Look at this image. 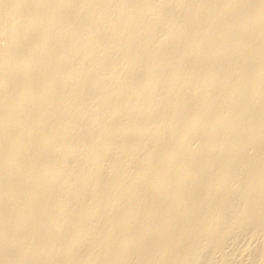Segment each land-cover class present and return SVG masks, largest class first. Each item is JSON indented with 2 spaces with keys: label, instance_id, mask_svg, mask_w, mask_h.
Wrapping results in <instances>:
<instances>
[{
  "label": "rangeland",
  "instance_id": "374dc122",
  "mask_svg": "<svg viewBox=\"0 0 264 264\" xmlns=\"http://www.w3.org/2000/svg\"><path fill=\"white\" fill-rule=\"evenodd\" d=\"M239 1H241V2H239ZM153 2H155V3H153ZM118 3H119V5H118ZM36 4H37V6H35ZM155 6H157V7H155ZM195 6H196V8H195ZM258 8H259V10H258ZM56 9H57V11H56ZM233 9H234V12H233ZM58 11L61 13H57ZM108 12H110V13H108ZM58 14L59 15L61 14V15L59 16ZM262 14H264V0H231V1L230 0H212V1L211 0H177V1L176 0H143V1L142 0H110V1L109 0H81V1L80 0H67V1L66 0H49V1L48 0H42V1L38 0V1H36L35 0V2H34V0H0V99H1L0 100V118H2V119H0V126H1L0 135H3V136H0V168H1L0 173L2 171V173L0 174V189H3V190H0V195H2V193H3V195L0 196V200H1L0 201L1 202V205H0V207H1L0 208V264H10V262L11 263L13 262L12 264H23V263H25V264H31V263L32 264H61L60 262H62V264H69V263L74 264V262H75V264L76 263L82 264L83 262L85 264L86 263L88 264V261H89V264H96V263H98V264H101V263L102 264H123V263H125V264H143V263L144 264H159V263L160 264H180L182 262H183V264L184 263L185 264H264V258H262V257H264V215H262V214H264V202H260V201H264V199H262V198H264V161H262V160H264V138H262V137H264V112H262V111H264V89H262V88H264V87L261 88V86H264V65H262V64H264V15H262ZM33 15H34V17H33ZM35 16H36V18H35ZM105 17L106 18L108 17V18L106 19ZM109 17H110V19H109ZM103 18L106 20H104ZM148 19H150V20H148ZM145 20H146V22H145ZM156 20H157V22H156ZM32 22L34 25L32 24ZM35 22H36V24H35ZM130 22H131V24H130ZM186 25H187V27H186ZM30 26H32V27H30ZM88 26H89V28H88ZM101 26H102V28H101ZM125 26H126V28H125ZM83 29H85V30H83ZM155 29H157V31ZM46 32H48V33L46 34ZM20 34H21V36H20ZM228 34L230 35V37ZM233 38H234V40H233ZM207 39H209V40H207ZM48 41H49V43H48ZM89 41L93 44H91ZM171 42H172V44H171ZM45 43H46V45H45ZM112 43H113V45H112ZM52 45H53V47H52ZM229 45H230V47H229ZM26 49L29 52L26 51ZM51 49L53 50V52ZM38 50H39V52H38ZM154 50H156V51H154ZM167 50H168V52H167ZM60 51H61V53H60ZM123 51H124V53H123ZM42 52L44 53V55ZM65 55H67V57ZM143 55H145V56H143ZM104 56H105V58H103ZM147 60H148V63H147ZM200 61H201V63H200ZM235 61H236V63H235ZM119 63H120V65H119ZM149 63L151 65H149ZM182 63H184V64H182ZM70 64H71V66H70ZM73 65H74V68L72 67ZM125 65H127V66H125ZM145 66H146V68H145ZM3 67H5V68H3ZM39 67H40V69H39ZM173 67H174V69H173ZM196 67H197V69H196ZM198 67H199V69H198ZM50 70H52V71H50ZM145 70H146V72H145ZM161 72H163V73H161ZM214 72H215V74H214ZM164 76H165V78H164ZM59 77H60V79H59ZM206 77H208V78H206ZM255 77H257V78H255ZM57 78H58V80H57ZM87 78L89 80H87ZM34 80H35V82H33ZM194 81H195V83H194ZM183 82H184V84H183ZM132 83H134V84H132ZM12 84H14V85H12ZM130 84H132V85H130ZM202 84H205V85H202ZM45 85H47L49 88H50V86H54V87H53V89H51L52 87L49 89ZM253 85H254V87H253ZM14 86L17 88H15ZM204 86H205V88H204ZM122 87H123V89H121ZM147 87H149V88H147ZM179 88H181V89H179ZM5 89H7V90H5ZM161 89H162V91H161ZM211 89H214V90H211ZM37 90H39V92ZM74 90H76V91H74ZM250 90H252V91H250ZM31 91H32V95H29V94H31ZM22 92H24V93H22ZM52 92H54L53 94H56V95H53ZM68 93H69V95H68ZM83 95H85V96H83ZM24 96H26L27 98L24 99ZM144 97H146V98H144ZM99 98H101V99H99ZM75 99L77 101H75ZM64 100H66V101H64ZM68 100H69V102H68ZM71 100H74L75 102L74 101L71 102ZM113 100H115V101H113ZM165 100H166V102H165ZM220 100H222V101H220ZM195 101H197V102H195ZM119 102H120V104H119ZM67 103H69V104H67ZM142 103H143V105H142ZM191 104H192V106H191ZM33 105H35V106H33ZM70 105H71V107H70ZM64 106H66V107L64 108ZM208 106H210V107H208ZM73 107H75V108H73ZM112 107L115 108L114 112L112 111L113 110ZM137 108H139V109H137ZM204 108H206L208 110H206ZM222 108H223V110H222ZM21 109H23V110H21ZM79 109H80V111H78ZM118 109H120V110L118 111ZM36 110L37 111L39 110V112H37ZM128 110H130V111H128ZM142 110H144V111H142ZM59 112H61V113H59ZM118 112H119V114H118ZM129 112H130V115H129ZM135 112H136V114H135ZM199 112H200V114H199ZM206 112H208V113H206ZM110 113H111V115H110ZM3 114H4V116H3ZM196 114H198V115H196ZM70 115L72 116V118ZM41 116H42V118H41ZM56 116L57 117L59 116V117L55 118ZM132 117L133 118L135 117L137 122ZM143 117H145V118H143ZM83 118L85 120H83ZM94 118H95V121H94ZM137 118L139 119V121ZM188 118H189V120H188ZM123 119H125L127 122ZM241 119H242V121H241ZM13 120H15L16 122H14ZM23 120H25V121H23ZM201 120L203 123H200ZM56 121H58V122H56ZM140 121H141V125L139 124ZM6 122H8V123H6ZM42 122H44L45 124L42 125ZM10 123H12V125L14 127L11 126ZM13 123H15V124H13ZM133 123H134V126H133ZM179 123L182 124V126ZM32 124H34V125H32ZM52 125H53V127H52ZM59 125H60V127H59ZM9 126H11V127H9ZM38 126H39V128H38ZM69 126L72 128L70 129ZM123 126H124V128H123ZM155 126H157V127H155ZM66 127H67V129H66L67 131L64 130ZM118 127H119V129H118ZM143 127L145 130H143ZM9 128H10V130H9ZM59 128H60V131H59ZM61 128H62L63 132H61ZM77 128H78V130H77ZM88 128H90V129H88ZM72 129H73V131H72ZM14 130H15V132H14ZM50 130L52 131L53 134L51 133ZM119 130L121 132H119ZM48 131H49L50 135H48ZM125 131H127V132L125 133ZM128 131H130V132H128ZM141 131H143V132H141ZM22 132L23 133L25 132L28 136L24 133L26 136L25 137ZM57 132H59V134H57ZM71 132L73 134H71ZM77 132H80V133H77ZM115 132H117V133H115ZM214 132H216V133H214ZM4 133H7V134H4ZM66 133H67V135H66ZM129 133H130V135H129ZM190 133H192V134H190ZM34 134H36V135H34ZM54 134H55V136H54ZM133 134H135V136ZM181 134H182V136H181ZM18 135H20V136H18ZM124 135H125V137H124ZM220 135H221V137H220ZM47 136L49 137L48 140L46 139ZM57 136H58V138L60 137L59 138L60 140L57 138ZM66 136H67V138H66ZM202 136H203V138H202ZM21 137H22V139H21ZM54 137L56 139H54ZM64 137L66 138V140ZM32 138H35V139H32ZM135 138H136V140H135ZM142 138L143 139L145 138L144 141ZM39 139H41L40 140L41 145L46 146L47 148L46 147L44 148L40 145V141H38ZM42 139H44V140H42ZM100 139H101V141H100ZM17 140L19 142H17ZM57 140H59V143L60 142H63V143H61V145H60V144H58ZM253 140H254V142H253ZM46 141H47V143H46ZM50 141H54V142H50ZM141 141L144 143L141 144L142 143ZM15 142H17V144ZM23 142H24V144L26 143L24 146L22 145ZM36 143H37V145H36ZM48 144L50 147L47 146ZM65 144H66V146H65ZM78 144L80 145V147ZM6 145H8V146H6ZM57 145H60V147L61 146L62 147L61 148L59 147V150H58ZM67 145L69 146V149H67L68 148ZM114 145L115 146L117 145V146L115 147ZM25 146H27V147H25ZM37 146H39V147H37ZM52 146H54L56 148L54 149V147H52ZM94 146H95L96 150L94 149ZM103 146H104V148H103ZM109 146H111L112 148ZM124 146L126 147V150H125ZM210 146H211V148H210ZM130 147H131V149L133 148L134 151L132 150V152H131ZM184 147H185V149H184ZM212 147H213V149H212ZM1 148H3V149H1ZM24 148H26L25 149L26 151L24 150ZM71 148H73V149L75 148V150H73ZM91 148L94 150V152ZM120 148H122L121 151H120ZM169 148H170V150H169ZM36 149L38 150V153H37ZM157 149H159V150L157 151ZM29 150H31V151H29ZM32 150H33V152H32ZM69 150H72V151L70 152ZM206 150H207V152H206ZM39 151H40L41 155L39 154ZM52 151H54V152H52ZM21 152H23V153H21ZM43 152H45V154L47 156ZM69 152L71 154H69ZM172 152H173V154H172ZM52 153H53V155L54 154L55 155L53 156ZM117 153H119V154H117ZM3 154H4V156H3ZM33 154H34V158H33ZM35 154H37V156ZM169 154L171 157L167 156ZM188 154H190V155H188ZM87 155H88V157H87ZM187 155H188V157H187ZM101 156L102 157L104 156V157L101 158ZM57 157H59V158H57ZM91 157H92V159L94 158L93 160H95V161L91 160ZM105 157H106V159H104ZM163 157H164V159H163ZM26 158H27V161H26ZM87 158H88V160H87ZM95 158H97V160ZM212 159H213V161H212ZM228 159H229V161H227ZM14 160H15V162H14ZM128 160H130V161H128ZM145 160H147V161H145ZM164 160H166V161H164ZM185 160L187 163L185 162ZM20 161H21V163H20ZM49 161H50V163H49ZM63 161L68 163L69 165H67L66 163L63 164L64 163ZM103 161H104V163H103ZM175 161H177V162H175ZM60 162L62 164H58ZM184 162H185V166H184ZM192 162H194V163H192ZM55 163H57L59 167ZM92 163H94V164L92 165ZM115 163H117V164H115ZM2 164L3 165L5 164V165L3 166ZM44 165H46V166H44ZM55 165L57 166V168H54ZM115 165H116V168H115ZM8 166H10V167L7 168ZM228 166H230L229 169H228ZM257 166H259V168ZM65 167H67V168H65ZM139 167H140V169H139ZM144 167H146L147 169ZM11 168H12V170H11ZM58 168L61 169V172H59L60 175L58 172H56ZM83 168H84V170H83ZM154 168H156V169L154 170ZM203 168H205V170ZM32 169H33V171H32ZM46 169H47V171H46ZM122 169H124V170H122ZM133 169H135V170H133ZM216 169H218V170H216ZM29 170H31V172ZM49 171H51L52 173H50ZM53 171H54V173L56 172V176L53 174ZM58 171H60V170H58ZM92 171H93V173L94 172L96 173V174L94 173L95 176H99V177L94 178L95 177L94 175H92L93 177L90 176ZM151 171H152V174L150 173ZM3 172H4V174H3ZM32 172H36V173H32ZM84 172H87V173H84ZM165 172H167L168 174ZM178 172H180V173L182 172V173L180 174ZM30 173H32V174H30ZM61 173H64V174L61 175ZM135 173L137 175H135ZM139 173H140L141 177L138 176ZM25 174H26V176H25ZM39 174H41V176ZM128 174H129V176H127ZM239 174H240V176H239ZM15 175H16V177H15ZM22 175L24 176L25 179L22 178L23 177ZM167 175L169 176L170 179H168ZM170 175L173 179L175 178L174 179L175 183H174V180H172V178L170 177ZM3 176H4V178H3ZM57 176H58V178H57ZM70 176H71V178H70ZM12 177H15V178L12 179ZM35 177H37V178H35ZM137 177H139V178H137ZM17 178H18V180H17ZM48 178H49V180H48ZM55 178H56V180L58 179V181H56ZM59 178L61 180H59ZM85 178H87V179L90 178L91 180H89V179L86 180ZM36 179H38L40 182ZM99 179L100 180L102 179L101 182H99L100 181ZM118 179H119V182H118ZM148 179L151 181V183ZM19 180H21V182ZM22 180H23V182H22ZM62 180H63V183H62ZM138 180H140V181H138ZM201 180H203V181H201ZM207 180H209V181H207ZM43 181H45V182H43ZM69 181H70V185L72 187L69 186ZM73 181H75V182H73ZM131 181H132V184H131ZM17 182H19V183L17 184ZM52 182H53V184H52ZM106 182H107V184H105ZM164 182H166L167 184ZM21 183H23V186ZM81 183H83V184H81ZM133 183L135 184V186L136 185L137 186L135 187L133 185ZM37 184H39V187ZM45 184L48 186H45ZM109 184H111V185H109ZM145 184L146 185L148 184L147 185L148 188L146 187ZM156 184H158V185H156ZM161 184H162V186H161ZM16 185H18V186H16ZM35 185L37 187H35ZM54 185L56 186L57 189L55 188ZM59 185H60V187H59ZM159 185H160V188H158ZM40 186H41V188H40ZM61 186L63 189L61 188ZM66 186L68 187V189ZM76 186H77V188H76ZM86 186H88V187H86ZM114 186H115V188H114ZM125 186H126V188H125ZM2 187H4V188H2ZM28 187L30 189H28V190L25 189ZM108 187L111 188V190ZM195 187H197L196 188L197 190H195ZM36 188H38V189H36ZM43 188H45V189H43ZM74 188H75V190H74ZM83 188H86V189H83ZM95 188H97V189H95ZM119 188H120V190H119ZM154 188H155V190H153ZM169 188L170 189L172 188V189L170 190ZM129 189H132V191ZM184 189H185V191H184ZM24 190H26V191H24ZM37 190L39 193H37ZM46 190L47 191L49 190V191L46 192ZM65 190H67V191L71 190L70 191L71 194H70V192L68 193ZM76 190H79V192ZM169 190H170V193L168 195ZM234 190H236V191H234ZM20 191H22V192H20ZM33 191H35V192H33ZM56 191H58L59 193ZM129 191H130V193H129ZM136 191H137V195L135 194ZM43 192L46 195L43 196ZM146 192H147V194H146ZM30 193L32 196H30ZM20 194L22 197L20 196ZM39 194L41 196L40 199H39L40 196H38ZM92 195L94 197H92ZM33 196L35 198H37V200ZM46 196L50 197L46 200L47 204L44 203L45 198H47ZM63 196H64V199H63ZM1 197H3V198H1ZM10 197H11V199H10ZM29 197H31L32 199ZM248 197H249V199H248ZM23 198L25 200H23ZM65 198H68V199L66 200ZM95 198H97V199H95ZM108 198H109V200H108ZM20 199H21V201L19 202ZM53 199H55V200H53ZM62 199L65 201H63ZM71 199H72V201H71ZM79 199H81V200H79ZM86 199H87V201H86ZM93 199H94V201H93ZM125 199H127V200H125ZM28 200H29V202H28ZM114 200L117 203H115ZM12 201H15V202H12ZM55 201L57 203L59 201H61V202H59V204H57V203H55ZM102 201H103V204H102ZM34 202H35V204H34ZM65 202L68 204H66ZM73 202H75L76 204ZM21 203H23V204H21ZM36 203H38V205H37L38 207L44 206L43 204H45L46 208H45V206L38 208L36 206ZM89 203L93 207L92 206L89 207L90 206ZM96 203H97V205L95 206ZM55 204H57V205H55ZM78 204H79V206H78ZM80 204H82V207ZM148 204H151V205L148 206ZM47 205H49V206L47 207ZM59 205H60V207H59ZM62 205H64V206H62ZM236 205H237V207H236ZM67 206H68V209H67ZM130 206H131L132 210L130 209ZM49 207H53V208L50 209ZM134 207H136V208H134ZM202 207H203V210H202ZM43 208L46 209L47 211L44 210ZM85 208H89V209H87V211H89L88 213L86 212ZM109 208H110V210H109ZM120 208H122L123 210ZM127 208H129V210ZM133 208H134V210H133ZM224 208H225V210L223 212ZM13 209L15 211L16 210L17 211L15 212ZM32 209H34L35 211L38 210V211H36L38 213L36 214V212ZM41 209H43V210L40 212ZM84 209H85V211H84ZM92 209H95V210H93L94 215H91ZM191 209L192 210L194 209V210L192 211ZM52 210H53V212H52ZM72 210H74V211H72ZM80 210H82V211L79 212ZM97 210H98V212H97ZM136 210H139V211L136 212ZM11 211H13V212H11ZM25 211H27V213ZM90 211H91V213H90ZM107 211H109V212H107ZM125 211H126V213H125ZM128 211L130 213L132 211L133 212L130 215V213ZM199 211H202V213ZM255 211H257V212H255ZM14 212H15V214H14ZM216 212H218V213H216ZM42 213H43V215H42L43 217L41 216ZM59 213H60V215H59ZM81 213H83V215ZM145 213H147V214H145ZM181 213L182 214L184 213V214L182 215ZM260 213H262V214H260ZM22 214H24V215H22ZM35 214L39 218L38 217L36 218ZM56 214H57V216H56ZM80 214H81V216H80ZM87 214L91 215V217ZM101 214H103V215H101ZM144 214H145V216H144ZM217 214H219V215H217ZM252 214H254V215H252ZM20 215H21V217H20ZM232 215H233V217H231ZM17 216L19 217L18 218L19 220L17 219V220H15L17 222H15L14 219H16ZM92 216H94V217H92ZM103 216L105 218H103ZM124 216L128 217L129 220H128V218L123 219ZM46 217H47V219H46ZM81 217H82V219L84 217L85 218L82 220V219H80ZM86 217H90V219H88V218L86 219ZM111 217L114 218L115 220L112 219ZM250 217H252V219ZM54 218L55 219L57 218V220H54ZM126 219H127V221H126ZM26 220H27V223H26ZM30 220H32L33 222L31 221L32 223H30ZM105 220H107L108 222ZM179 220H181V221H179ZM34 221L37 222V226H35L36 223ZM39 221H41V222H39ZM55 221H57V222H55ZM60 221H62V222L60 223ZM129 221L131 222V224L129 223ZM164 221L167 223V225L163 228L158 229L157 228L158 223L164 222ZM201 221H202V223H201ZM70 222L72 223V225ZM74 222H75V224H74ZM77 222H78V224H77ZM80 222H81V224H80ZM122 222L123 223L125 222L124 225ZM151 222H152L153 226H152ZM187 222H188V224H186ZM105 223H107V224H105ZM137 223H140V224H137ZM145 223L148 225H146ZM178 223H179V225H178ZM199 223H201V224H199ZM73 224L75 226H73ZM76 224L79 227L81 226V229H79V227L77 228ZM86 224L88 226H85ZM112 224H113V226H112ZM117 224L118 225L121 224L123 227H121V225L118 226ZM149 224H151V225H149ZM30 225H32V226H30ZM46 225H47V227H46ZM140 225H142L143 227ZM241 225L245 226L244 227L245 230H244L243 226H241ZM24 226H27V227L30 226V227H28V228L26 227L27 228V231H26V228ZM57 226H59V228ZM63 226H65L67 230L65 228H64L65 230L62 229ZM146 226H147V228H149L148 226H150V228H149L150 230L147 228H144ZM49 227H50L51 231L49 230ZM82 227H84V228H82ZM136 227H138V228H136ZM170 227H171V229H170ZM177 227H178V229H177ZM196 227H198V229ZM22 228H24V229H22ZM44 228H46V229L44 230ZM105 228H106V230H105ZM59 229H60V231H59ZM84 229L86 230V233H85ZM137 229L140 231L138 232ZM23 230H25V231H23ZM28 230H29V232H31V230H32V232L29 233ZM33 230H34V232L38 231V230L40 231L37 233L35 232L36 236H38V237L33 236V235H35V233H33ZM55 230L57 232H55ZM79 230L81 231L80 232L81 234L79 233ZM117 230L119 231V233ZM148 230L150 231V233L148 232ZM175 230H176V232H175ZM2 231H3V233H2ZM163 231L165 234L161 233ZM205 231H207V232H205ZM220 231H221V233H219ZM59 232L61 233V235L63 234L62 237H64V238L61 237ZM62 232H64V233H62ZM95 232H96V234H95ZM125 232L127 234H125ZM133 232H135V233L137 232V233L135 234ZM74 233L76 234V236ZM107 233H108V235H107ZM115 233L119 234L118 235L119 238H117V236H116L117 234L115 235ZM129 233H130V236H128ZM10 234H13V235L11 236ZM30 234H31V237H30ZM42 234L44 235V237ZM93 234H94V236H92ZM170 234L172 237L170 236ZM175 234H177V237L174 236ZM203 234H204V236H203ZM15 235H17V236H15ZM77 235H78V237L79 236L82 237V235H84V237L78 238ZM109 235L111 238H109V240H108L107 236L109 237ZM216 235L219 237H217ZM52 236L53 237L56 236L57 239L55 238L56 240H54V238ZM58 236H60V238H62L59 240V242H57L59 239ZM68 236L71 238L69 239ZM86 236L92 242L88 238H86ZM158 236H159V238H158ZM161 236L163 237V239ZM94 237H96V238L94 239ZM121 237H122V240H119V241L116 240V238L120 239ZM125 237H127V238H125ZM136 237H138L137 240H136ZM140 237H141V239L143 237H145V240L143 238L144 241H142L141 239H139ZM153 237L154 238L156 237L155 240ZM215 237H216V240H215ZM85 238L87 241L85 240ZM128 238H129V240H128ZM3 239L4 240L6 239V240L4 241ZM38 239L40 241H38ZM71 239H75V240L69 241ZM81 239H82V241H81ZM111 239L112 240L114 239L112 241L113 243L114 242L116 243V241L118 243H116V244L114 243L115 245L112 244V242H110ZM131 239H132V241H131ZM66 240H68V243ZM96 240H98V241L96 242ZM138 240H140V241L138 242ZM79 241H81V243ZM127 241L129 243H127ZM161 241L163 242V244ZM54 242H56V243H54ZM72 242L76 246L75 245L71 246ZM109 242H110V244H109ZM121 242H123V244ZM44 243H46L47 246ZM77 243H78V245H77ZM95 243L96 244L100 243V245L99 244L95 245ZM103 243H105V244L103 245ZM125 243H127L126 246H125ZM140 243H142V244H140ZM145 243H146V245H145ZM168 243L170 244V246ZM42 244L45 246H42ZM48 244H50V246ZM92 244H94L95 246H93V247L89 246ZM117 244H120V245L117 246ZM157 244H159V245H157ZM167 244H168V246H167ZM199 244H200V246H199ZM36 245H40V246H37V248H36ZM53 245H56L55 246L56 248ZM64 245H65V247H64ZM98 245L100 246V248ZM110 245L113 248V250H112L113 254H111L112 248ZM69 246H71V247H69ZM77 246H79V248ZM101 246H103V247H101ZM104 246L106 247L107 251L105 250ZM119 246H121L122 248L121 247L119 248ZM47 247H48V249L50 247L52 248V249L50 248V255H49V250H47ZM66 247H68V248H66ZM75 247H77V248H75ZM97 247H98V249H97ZM108 247H110V249ZM143 247L145 248V250L143 249ZM171 247H172V249H171ZM185 247H187V248H185ZM3 248H5V249H3ZM35 248H36L37 252L35 251ZM63 248L68 250V251H64ZM82 248L84 250H82ZM116 248H117V250H116ZM167 248H169V249L167 250ZM179 248H180V250H179ZM54 249H55V252L53 251ZM76 249H79L80 252L78 250L76 251ZM254 249H255V251H254ZM58 250L60 253L58 252ZM89 250H90V252H89ZM118 250L119 251L122 250L121 254H119L120 252ZM137 250H139V251H137ZM166 250L168 251V254H167ZM181 250H183V251H181ZM41 251H42V253H41ZM46 251H47V253H46ZM93 251H96V253ZM99 251H100V253H99ZM115 251H117V252H115ZM135 251H137V252H135ZM142 251H143V253H142ZM75 252H77V253H75ZM101 252H102V254H101ZM85 253L88 255L90 253H92L95 256L92 257L93 255L90 254V256H91V258H90V256L86 255ZM122 253H123V255H122ZM162 253H164V254L166 253V255H163ZM33 254H35L36 257L38 255L39 256L37 258H35V256ZM40 254H41V256H40ZM45 254H46V256H45ZM59 254H61V255H59ZM67 254H69V255H67ZM106 254L109 255L110 258ZM153 254H154V257H152ZM178 256H179V258H178ZM193 256H195V257H193ZM88 257L90 259H88ZM103 257L105 260H107L106 258H109V260H107V262L103 261ZM149 257L152 259H148ZM60 258H61V260H60ZM70 258H71V260H70ZM156 259L159 262H157ZM171 259H172V261H171ZM33 260H35V261H33ZM139 260H141V261H139ZM148 260H150L149 263H148ZM76 261H78V262H76ZM173 261H175V262H173ZM14 262H16V263H14Z\"/></svg>",
  "mask_w": 264,
  "mask_h": 264
},
{
  "label": "bare ground",
  "instance_id": "6f19581e",
  "mask_svg": "<svg viewBox=\"0 0 264 264\" xmlns=\"http://www.w3.org/2000/svg\"><path fill=\"white\" fill-rule=\"evenodd\" d=\"M36 1H38V0H36ZM41 1H42V0H41ZM48 1H49V0H48ZM66 1H67V0H66ZM80 1H81V0H80ZM109 1H110V0H109ZM142 1H143V0H142ZM176 1H177V0H176ZM211 1H212V0H211ZM230 1H231V0H230ZM34 2H35V0H34ZM99 2H100V1H99ZM106 2H107V1H106ZM118 2H119V1H118ZM139 2H140V1H139ZM155 2H156V1H155ZM155 2H153V3H155ZM167 2H168V1H167ZM191 2H192V1H191ZM239 2H241V1H239ZM248 2H249V1H248ZM67 3H68V2H67ZM90 3H91V2H90ZM116 3H117V2H116ZM135 3H136V2H135ZM211 3H212V2H211ZM236 3H237V2H236ZM31 4H32V3H31ZM47 4H48V3H47ZM49 4H50V3H49ZM114 4H115V3H114ZM166 4H167V3H166ZM54 5H55V4H54ZM60 5H61V4H60ZM60 5H59V6H60ZM70 5H71V4H70ZM84 5H85V4H84ZM118 5H119V3H118ZM130 5H131V4H130ZM144 5H145V4H144ZM146 5H147V4H146ZM171 5H172V4H171ZM35 6H37V4H36ZM92 6H93V5H92ZM97 6H98V5H97ZM133 6H134V5H133ZM148 6H149V5H148ZM212 6H213V5H212ZM212 6H211V7H212ZM33 7H34V6H33ZM54 7H55V6H54ZM65 7H66V6H65ZM155 7H157V6H155ZM159 7H160V6H159ZM167 7H168V6H167ZM257 7H258V6H257ZM71 8H72V7H71ZM195 8H196V6H195ZM205 8H206V7H205ZM216 8H217V7H216ZM259 8H260V7H259ZM259 8H258V10H259ZM125 9H126V8H125ZM134 9H135V8H134ZM157 9H158V8H157ZM173 9H174V8H173ZM46 10H47V9H46ZM46 10H45V11H46ZM59 10H60V9H59ZM72 10H73V9H72ZM95 10H96V9H95ZM100 10H101V9H100ZM145 10H146V9H145ZM161 10H162V9H161ZM203 10H204V9H203ZM221 10H222V9H221ZM242 10H243V9H242ZM36 11H37V10H36ZM53 11H54V10H53ZM56 11H57V9H56ZM82 11H83V10H82ZM129 11H130V10H129ZM148 11H149V10H148ZM153 11H154V10H153ZM169 11H170V10H169ZM180 11H181V10H180ZM207 11H208V10H207ZM211 11H212V10H211ZM94 12H95V11H94ZM162 12H163V11H162ZM233 12H234V9H233ZM252 12H253V11H252ZM259 12H260V11H259ZM57 13H61V12L58 11ZM79 13H80V12H79ZM108 13H110V12H108ZM140 13H141V12H140ZM163 13H164V12H163ZM196 13H197V12H196ZM200 13H201V12H200ZM261 13H262V12H261ZM261 13H260V14H261ZM36 14H37V13H36ZM145 14H146V13H145ZM157 14H158V13H157ZM48 15H49V14H48ZM58 15H59V14H58ZM60 15H61V14H60ZM60 15H59V16H60ZM63 15H64V14H63ZM66 15H67V14H66ZM66 15H65V16H66ZM91 15H92V14H91ZM125 15H126V14H125ZM198 15H199V14H198ZM214 15H215V14H214ZM223 15H224V14H223ZM248 15H249V14H248ZM262 15H264V14H262ZM126 16H127V15H126ZM137 16H138V15H137ZM146 16H147V15H146ZM154 16H155V15H154ZM211 16H212V15H211ZM239 16H240V15H239ZM33 17H34V15H33ZM33 17H32V18H33ZM49 17H50V16H49ZM62 17H63V16H62ZM117 17H118V16H117ZM155 17H156V16H155ZM164 17H165V16H164ZM191 17H192V16H191ZM199 17H200V16H199ZM213 17H214V16H213ZM231 17H232V16H231ZM241 17H242V16H241ZM253 17H254V16H253ZM28 18H29V17H28ZM35 18H36V16H35ZM87 18H88V17H87ZM105 18H106V17H105ZM107 18H108V17H107ZM107 18H106V19H107ZM141 18H142V17H141ZM223 18H224V17H223ZM225 18H226V17H225ZM245 18H246V17H245ZM51 19H52V18H51ZM103 19H104V18H103ZM106 19H104V20H106ZM109 19H110V17H109ZM116 19H117V18H116ZM129 19H130V18H129ZM143 19H144V18H143ZM151 19H152V18H151ZM162 19H163V18H162ZM172 19H173V18H172ZM248 19H249V18H248ZM28 20H29V19H28ZM33 20H34V19H33ZM53 20H54V19H53ZM80 20H81V19H80ZM121 20H122V19H121ZM148 20H150V19H148ZM195 20H196V19H195ZM200 20H201V19H200ZM253 20H254V19H253ZM29 21H30V20H29ZM34 21H35V20H34ZM34 21H33V22H34ZM92 21H93V20H92ZM119 21H120V20H119ZM127 21H128V20H127ZM132 21H133V20H132ZM168 21H169V20H168ZM178 21H179V20H178ZM178 21H177V22H178ZM242 21H243V20H242ZM33 22H32V24H33ZM109 22H110V21H109ZM145 22H146V20H145ZM156 22H157V20H156ZM172 22H173V21H172ZM215 22H216V21H215ZM81 23H82V22H81ZM111 23H112V22H111ZM126 23H127V22H126ZM126 23H125V24H126ZM148 23H149V22H148ZM35 24H36V22H35ZM40 24H41V23H40ZM46 24H47V23H46ZM51 24H52V23H51ZM54 24H55V23H54ZM67 24H68V23H67ZM100 24H101V23H100ZM123 24H124V23H123ZM130 24H131V22H130ZM149 24H150V23H149ZM25 25H26V24H25ZM28 25H29V24H28ZM28 25H27V26H28ZM33 25H34V24H33ZM47 25H48V24H47ZM56 25H57V24H56ZM103 25H104V24H103ZM132 25H133V24H132ZM134 25H135V24H134ZM136 25H137V24H136ZM177 25H178V24H177ZM231 25H232V24H231ZM257 25H258V24H257ZM62 26H63V25H62ZM120 26H121V25H120ZM150 26H151V25H150ZM164 26H165V25H164ZM197 26H198V25H197ZM217 26H218V25H217ZM258 26H259V25H258ZM30 27H32V26H30ZM80 27H81V26H80ZM91 27H92V26H91ZM95 27H96V26H95ZM114 27H115V26H114ZM114 27H113V28H114ZM186 27H187V25H186ZM206 27H207V26H206ZM51 28H52V27H51ZM53 28H54V27H53ZM61 28H62V27H61ZM88 28H89V26H88ZM99 28H100V27H99ZM101 28H102V26H101ZM110 28H111V27H110ZM125 28H126V26H125ZM35 29H36V28H35ZM62 29H63V28H62ZM67 29H68V28H67ZM72 29H73V28H72ZM72 29H71V30H72ZM79 29H80V28H79ZM105 29H106V28H105ZM115 29H116V28H115ZM141 29H142V28H141ZM50 30H51V29H50ZM58 30H59V29H58ZM81 30H82V29H81ZM83 30H85V29H83ZM92 30H93V29H92ZM100 30H101V29H100ZM111 30H112V29H111ZM155 30L157 31V29H155ZM163 30H164V29H163ZM248 30H249V29H248ZM32 31H33V30H32ZM63 31H64V30H63ZM122 31H123V30H122ZM166 31H167V30H166ZM173 31H174V30H173ZM249 31H250V30H249ZM38 32H39V31H38ZM71 32H72V31H71ZM86 32H87V31H86ZM89 32H90V31H89ZM115 32H116V31H115ZM117 32H118V31H117ZM124 32H125V31H124ZM130 32H131V31H130ZM130 32H129V33H130ZM141 32H142V31H141ZM151 32H152V31H151ZM180 32H181V31H180ZM227 32H228V31H227ZM227 32H226V33H227ZM25 33H26V32H25ZM47 33H48V32H46V34H47ZM97 33H98V32H97ZM107 33H108V32H107ZM109 33H110V32H109ZM187 33H188V32H187ZM21 34H22V33H21ZM21 34H20V36H21ZM34 34H35V33H34ZM37 34H38V33H37ZM43 34H44V33H43ZM69 34H70V33H69ZM94 34H95V33H94ZM126 34H127V33H126ZM196 34H197V33H196ZM28 35H29V34H28ZM111 35H112V34H111ZM113 35H114V34H113ZM117 35H118V34H117ZM185 35H186V34H185ZM198 35H199V34H198ZM228 35H229V34H228ZM57 36H58V35H57ZM118 36H119V35H118ZM210 36H211V35H210ZM226 36H227V35H226ZM261 36H262V35H261ZM23 37H24V36H23ZM25 37H26V36H25ZM50 37H51V36H50ZM84 37H85V36H84ZM96 37H97V36H96ZM185 37H186V36H185ZM229 37H230V35H229ZM242 37H243V36H242ZM18 38H19V37H18ZM38 38H39V37H38ZM58 38H59V37H58ZM68 38H69V37H68ZM80 38H81V37H80ZM97 38H98V37H97ZM107 38H108V37H107ZM143 38H144V37H143ZM143 38H142V39H143ZM202 38H203V37H202ZM202 38H201V39H202ZM56 39H57V38H56ZM81 39H82V38H81ZM90 39H91V38H90ZM127 39H128V38H127ZM151 39H152V38H151ZM229 39H230V38H229ZM248 39H249V38H248ZM21 40H22V39H21ZM35 40H36V39H35ZM41 40H42V39H41ZM95 40H96V39H95ZM112 40H113V39H112ZM178 40H179V39H178ZM207 40H209V39H207ZM233 40H234V38H233ZM259 40H260V39H259ZM15 41H16V40H15ZM38 41H39V40H38ZM77 41H78V40H77ZM77 41H76V42H77ZM87 41H88V40H87ZM87 41H86V42H87ZM98 41H99V40H98ZM98 41H97V42H98ZM105 41H106V40H105ZM113 41H114V40H113ZM133 41H134V40H133ZM149 41H150V40H149ZM161 41H162V40H161ZM202 41H203V40H202ZM221 41H222V40H221ZM249 41H250V40H249ZM23 42H24V41H23ZM32 42H33V41H32ZM59 42H60V41H59ZM70 42H71V41H70ZM86 42H85V43H86ZM89 42H90V41H89ZM197 42H198V41H197ZM223 42H224V41H223ZM258 42H259V41H258ZM34 43H35V42H34ZM48 43H49V41H48ZM90 43H91V42H90ZM113 43H114V42H113ZM113 43H112V45H113ZM18 44H19V43H18ZM21 44H22V43H21ZM68 44H69V43H68ZM83 44H84V43H83ZM91 44H93V43H91ZM103 44H104V43H103ZM110 44H111V43H110ZM110 44H109V45H110ZM171 44H172V42H171ZM30 45H31V44H30ZM45 45H46V43H45ZM58 45H59V44H58ZM66 45H67V44H66ZM112 45H111V46H112ZM127 45H128V44H127ZM129 45H130V44H129ZM135 45H136V44H135ZM191 45H192V44H191ZM204 45H205V44H204ZM238 45H239V44H238ZM14 46H15V45H14ZM35 46H36V45H35ZM55 46H56V45H55ZM63 46H64V45H63ZM92 46H93V45H92ZM96 46H97V45H96ZM143 46H144V45H143ZM160 46H161V45H160ZM52 47H53V45H52ZM59 47H60V46H59ZM207 47H208V46H207ZM229 47H230V45H229ZM232 47H233V46H232ZM253 47H254V46H253ZM258 47H259V46H258ZM12 48H13V47H12ZM57 48H58V47H57ZM60 48H61V47H60ZM151 48H152V47H151ZM45 49H46V48H45ZM54 49H55V48H54ZM64 49H65V48H64ZM102 49H103V48H102ZM104 49H105V48H104ZM157 49H158V48H157ZM212 49H213V48H212ZM260 49H261V48H260ZM20 50H21V49H20ZM51 50H52V49H51ZM84 50H85V49H84ZM117 50H118V49H117ZM138 50H139V49H138ZM210 50H211V49H210ZM213 50H214V49H213ZM213 50H212V51H213ZM219 50H220V49H219ZM261 50H262V49H261ZM7 51H8V50H7ZM26 51H28V50L26 49ZM82 51H83V50H82ZM87 51H88V50H87ZM96 51H97V50H96ZM154 51H156V50H154ZM186 51H187V50H186ZM190 51H191V50H190ZM244 51H245V50H244ZM257 51H258V50H257ZM28 52H29V51H28ZM38 52H39V50H38ZM45 52H46V51H45ZM52 52H53V50H52ZM98 52H99V51H98ZM167 52H168V50H167ZM191 52H192V51H191ZM203 52H204V51H203ZM209 52H210V51H209ZM217 52H218V51H217ZM220 52H221V51H220ZM227 52H228V51H227ZM240 52H241V51H240ZM7 53H8V52H7ZM23 53H24V52H23ZM42 53H43V52H42ZM42 53H41V54H42ZM60 53H61V51H60ZM62 53H63V52H62ZM72 53H73V52H72ZM82 53H83V52H82ZM112 53H113V52H112ZM123 53H124V51H123ZM152 53H153V52H152ZM165 53H166V52H165ZM180 53H181V52H180ZM187 53H188V52H187ZM228 53H229V52H228ZM249 53H250V52H249ZM252 53H253V52H252ZM14 54H15V53H14ZM35 54H36V53H35ZM54 54H55V53H54ZM65 54H66V53H65ZM84 54H85V53H84ZM94 54H95V53H94ZM117 54H118V53H117ZM141 54H142V53H141ZM213 54H214V53H213ZM43 55H44V53H43ZM137 55H138V54H137ZM193 55H194V54H193ZM208 55H209V54H208ZM227 55H228V54H227ZM31 56H32V55H31ZM38 56H39V55H38ZM65 56L67 57V55H65ZM90 56H91V55H90ZM143 56H145V55H143ZM211 56H212V55H211ZM221 56H222V55H221ZM250 56H251V55H250ZM7 57H8V56H7ZM9 57H10V56H9ZM35 57H36V56H35ZM94 57H95V56H94ZM112 57H113V56H112ZM194 57H195V56H194ZM197 57H198V56H197ZM243 57H244V56H243ZM44 58H45V57H44ZM103 58H105V56H104ZM5 59H6V58H5ZM9 59H10V58H9ZM91 59H92V58H91ZM115 59H116V58H115ZM168 59H169V58H168ZM172 59H173V58H172ZM11 60H12V59H11ZM17 60H18V59H17ZM28 60H29V59H28ZM44 60H45V59H44ZM63 60H64V59H63ZM66 60H67V59H66ZM68 60H69V59H68ZM70 60H71V59H70ZM86 60H87V59H86ZM89 60H90V59H89ZM94 60H95V59H94ZM94 60H93V61H94ZM97 60H98V59H97ZM138 60H139V59H138ZM230 60H231V59H230ZM248 60H249V59H248ZM49 61H50V60H49ZM49 61H48V62H49ZM3 62H4V61H3ZM10 62H11V61H10ZM34 62H35V61H34ZM40 62H41V61H40ZM58 62H59V61H58ZM65 62H66V61H65ZM233 62H234V61H233ZM62 63H63V62H62ZM135 63H136V62H135ZM139 63H140V62H139ZM147 63H148V60H147ZM158 63H159V62H158ZM196 63H197V62H196ZM200 63H201V61H200ZM209 63H210V62H209ZM229 63H230V62H229ZM235 63H236V61H235ZM16 64H17V63H16ZM56 64H57V63H56ZM90 64H91V63H90ZM125 64H126V63H125ZM137 64H138V63H137ZM173 64H174V63H173ZM177 64H178V63H177ZM182 64H184V63H182ZM202 64H203V63H202ZM27 65H28V64H27ZM49 65H50V64H49ZM77 65H78V64H77ZM112 65H113V64H112ZM119 65H120V63H119ZM149 65H151V64L149 63ZM205 65H206V64H205ZM253 65H254V64H253ZM262 65H264V64H262ZM70 66H71V64H70ZM75 66H76V65H75ZM125 66H127V65H125ZM136 66H137V65H136ZM136 66H135V67H136ZM208 66H209V65H208ZM239 66H240V65H239ZM31 67H32V66H31ZM50 67H51V66H50ZM72 67L74 68V65H73ZM120 67H121V66H120ZM130 67H131V66H130ZM137 67H138V66H137ZM182 67H183V66H182ZM206 67H207V66H206ZM243 67H244V66H243ZM3 68H5V67H3ZM14 68H15V67H14ZM37 68H38V67H37ZM52 68H53V67H52ZM62 68H63V67H62ZM132 68H133V67H132ZM143 68H144V67H143ZM145 68H146V66H145ZM166 68H167V67H166ZM234 68H235V67H234ZM17 69H18V68H17ZM28 69H29V68H28ZM39 69H40V67H39ZM50 69H51V68H50ZM70 69H71V68H70ZM98 69H99V68H98ZM173 69H174V67H173ZM181 69H182V68H181ZM194 69H195V68H194ZM196 69H197V67H196ZM198 69H199V67H198ZM236 69H237V68H236ZM252 69H253V68H252ZM258 69H259V68H258ZM35 70H36V69H35ZM72 70H73V69H72ZM92 70H93V69H92ZM115 70H116V69H115ZM117 70H118V69H117ZM122 70H123V69H122ZM143 70H144V69H143ZM152 70H153V69H152ZM176 70H177V69H176ZM224 70H225V69H224ZM17 71H18V70H17ZM50 71H52V70H50ZM63 71H64V70H63ZM66 71H67V70H66ZM128 71H129V70H128ZM159 71H160V70H159ZM182 71H183V70H182ZM187 71H188V70H187ZM259 71H260V70H259ZM259 71H258V72H259ZM82 72H83V71H82ZM129 72H130V71H129ZM133 72H134V71H133ZM145 72H146V70H145ZM147 72H148V71H147ZM155 72H156V71H155ZM163 72H164V71H163ZM163 72H161V73H163ZM180 72H181V71H180ZM191 72H192V71H191ZM206 72H207V71H206ZM251 72H252V71H251ZM260 72H261V71H260ZM13 73H14V72H13ZM83 73H84V72H83ZM175 73H176V72H175ZM187 73H188V72H187ZM211 73H212V72H211ZM10 74H11V73H10ZM21 74H22V73H21ZM29 74H30V73H29ZM40 74H41V73H40ZM48 74H49V73H48ZM89 74H90V73H89ZM123 74H124V73H123ZM170 74H171V73H170ZM203 74H204V73H203ZM214 74H215V72H214ZM258 74H259V73H258ZM26 75H27V74H26ZM54 75H55V74H54ZM148 75H149V74H148ZM157 75H158V74H157ZM179 75H180V74H179ZM248 75H249V74H248ZM86 76H87V75H86ZM121 76H122V75H121ZM134 76H135V75H134ZM174 76H175V75H174ZM184 76H185V75H184ZM204 76H205V75H204ZM7 77H8V76H7ZM26 77H27V76H26ZM38 77H39V76H38ZM151 77H152V76H151ZM22 78H23V77H22ZM29 78H30V77H29ZM35 78H36V77H35ZM40 78H41V77H40ZM81 78H82V77H81ZM89 78H90V77H89ZM149 78H150V77H149ZM164 78H165V76H164ZM173 78H174V77H173ZM206 78H208V77H206ZM214 78H215V77H214ZM255 78H257V77H255ZM59 79H60V77H59ZM70 79H71V78H70ZM114 79H115V78H114ZM133 79H134V78H133ZM176 79H177V78H176ZM233 79H234V78H233ZM6 80H7V79H6ZM23 80H24V79H23ZM57 80H58V78H57ZM63 80H64V79H63ZM76 80H77V79H76ZM87 80H89V79L87 78ZM111 80H112V79H111ZM131 80H132V79H131ZM131 80H130V81H131ZM145 80H146V79H145ZM159 80H160V79H159ZM201 80H202V79H201ZM9 81H10V80H9ZM27 81H28V80H27ZM27 81H26V82H27ZM41 81H42V80H41ZM65 81H66V80H65ZM112 81H113V80H112ZM130 81H129V82H130ZM140 81H141V80H140ZM153 81H154V80H153ZM188 81H189V80H188ZM234 81H235V80H234ZM24 82H25V81H24ZM24 82H23V83H24ZM33 82H35V80H34ZM45 82H46V81H45ZM146 82H147V81H146ZM189 82H190V81H189ZM206 82H207V81H206ZM51 83H52V82H51ZM51 83H50V84H51ZM194 83H195V81H194ZM204 83H205V82H204ZM28 84H29V83H28ZM31 84H32V83H31ZM42 84H43V83H42ZM60 84H61V83H60ZM70 84H71V83H70ZM114 84H115V83H114ZM117 84H118V83H117ZM132 84H134V83H132ZM132 84H130V85H132ZM153 84H154V83H153ZM183 84H184V82H183ZM210 84H211V83H210ZM253 84H254V83H253ZM12 85H14V84H12ZM29 85H30V84H29ZM53 85H54V84H53ZM85 85H86V84H85ZM180 85H181V84H180ZM202 85H205V84H202ZM32 86H33V85H32ZM45 86H47V85H45ZM83 86H84V85H83ZM89 86H90V85H89ZM92 86H93V85H92ZM124 86H125V85H124ZM143 86H144V85H143ZM206 86H207V85H206ZM216 86H217V85H216ZM216 86H215V87H216ZM11 87H12V86H11ZM14 87H15V86H14ZM34 87H35V86H34ZM42 87H43V86H42ZM51 87H52V88H51ZM53 87H54V86H50L51 89H53ZM62 87H63V86H62ZM78 87H79V86H78ZM114 87H115V86H114ZM149 87H150V86H149ZM149 87H147V88H149ZM178 87H179V86H178ZM197 87H198V86H197ZM226 87H227V86H226ZM253 87H254V85H253ZM256 87H257V86H256ZM262 87H264V86H261V88H262ZM15 88H17V87H15ZM15 88H14V89H15ZM31 88H32V87H31ZM47 88H49V87L47 86ZM47 88H46V89H47ZM50 88H49V89H50ZM80 88H81V87H80ZM92 88H93V87H92ZM170 88H171V87H170ZM204 88H205V86H204ZM236 88H237V87H236ZM7 89H8V88H7ZM7 89H5V90H7ZM18 89H19V88H18ZM69 89H70V88H69ZM76 89H77V88H76ZM84 89H85V88H84ZM110 89H111V88H110ZM121 89H123V87H122ZM126 89H127V88H126ZM179 89H181V88H179ZM262 89H264V88H262ZM9 90H10V89H9ZM47 90H48V89H47ZM54 90H55V89H54ZM54 90H53V91H54ZM64 90H65V89H64ZM116 90H117V89H116ZM136 90H137V89H136ZM150 90H151V89H150ZM173 90H174V89H173ZM211 90H214V89H211ZM222 90H223V89H222ZM37 91L39 92V90H37ZM59 91H60V90H59ZM74 91H76V90H74ZM82 91H83V90H82ZM126 91H127V90H126ZM161 91H162V89H161ZM238 91H239V90H238ZM250 91H252V90H250ZM4 92H5V91H4ZM47 92H48V91H47ZM80 92H81V91H80ZM104 92H105V91H104ZM109 92H110V91H109ZM134 92H135V91H134ZM145 92H146V91H145ZM157 92H158V91H157ZM193 92H194V91H193ZM2 93H3V92H2ZM22 93H24V92H22ZM53 93H54V92H52V94H53ZM97 93H98V92H97ZM113 93H114V92H113ZM118 93H119V92H118ZM135 93H136V92H135ZM147 93H148V92H147ZM170 93H171V92H170ZM173 93H174V92H173ZM180 93H181V92H180ZM189 93H190V92H189ZM168 94H169V93H168ZM185 94H186V93H185ZM185 94H184V95H185ZM211 94H212V93H211ZM240 94H241V93H240ZM249 94H250V93H249ZM29 95H32V91H31V94H29ZM53 95H56V94H53ZM68 95H69V93H68ZM91 95H92V94H91ZM109 95H110V94H109ZM156 95H157V94H156ZM186 95H187V94H186ZM235 95H236V94H235ZM49 96H50V95H49ZM51 96H52V95H51ZM83 96H85V95H83ZM83 96H82V97H83ZM175 96H176V95H175ZM52 97H53V96H52ZM55 97H56V96H55ZM61 97H62V96H61ZM61 97H60V98H61ZM67 97H68V96H67ZM74 97H75V96H74ZM97 97H98V96H97ZM117 97H118V96H117ZM123 97H124V96H123ZM156 97H157V96H156ZM235 97H236V96H235ZM253 97H254V96H253ZM9 98H10V97H9ZM18 98H19V97H18ZM25 98H27V97L24 96V99H25ZM80 98H81V97H80ZM90 98H91V97H90ZM111 98H112V97H111ZM131 98H132V97H131ZM144 98H146V97H144ZM191 98H192V97H191ZM193 98H194V97H193ZM229 98H230V97H229ZM29 99H30V98H29ZM52 99H53V98H52ZM57 99H58V98H57ZM64 99H65V98H64ZM70 99H71V98H70ZM88 99H89V98H88ZM97 99H98V98H97ZM99 99H101V98H99ZM0 100H1V99H0ZM10 100H11V99H10ZM47 100H48V99H47ZM62 100H63V99H62ZM78 100H79V99H78ZM90 100H91V99H90ZM115 100H116V99H115ZM115 100H113V101H115ZM161 100H162V99H161ZM206 100H207V99H206ZM231 100H232V99H231ZM241 100H242V99H241ZM255 100H256V99H255ZM64 101H66V100H64ZM72 101H74V100H71V102H72ZM75 101H77V100L75 99ZM75 101H74V102H75ZM140 101H141V100H140ZM142 101H143V100H142ZM220 101H222V100H220ZM258 101H259V100H258ZM20 102H21V101H20ZM29 102H30V101H29ZM68 102H69V100H68ZM71 102H70V103H71ZM94 102H95V101H94ZM104 102H105V101H104ZM137 102H138V101H137ZM151 102H152V101H151ZM165 102H166V100H165ZM173 102H174V101H173ZM195 102H197V101H195ZM242 102H243V101H242ZM255 102H256V101H255ZM50 103H51V102H50ZM122 103H123V102H122ZM144 103H145V102H144ZM178 103H179V102H178ZM192 103H193V102H192ZM217 103H218V102H217ZM253 103H254V102H253ZM25 104H26V103H25ZM45 104H46V103H45ZM54 104H55V103H54ZM54 104H53V105H54ZM67 104H69V103H67ZM71 104H72V103H71ZM99 104H100V103H99ZM119 104H120V102H119ZM124 104H125V103H124ZM129 104H130V103H129ZM152 104H153V103H152ZM162 104H163V103H162ZM176 104H177V103H176ZM185 104H186V103H185ZM199 104H200V103H199ZM225 104H226V103H225ZM247 104H248V103H247ZM10 105H11V104H10ZM10 105H9V106H10ZM56 105H57V104H56ZM63 105H64V104H63ZM74 105H75V104H74ZM142 105H143V103H142ZM142 105H141V106H142ZM187 105H188V104H187ZM217 105H218V104H217ZM12 106H13V105H12ZM33 106H35V105H33ZM39 106H40V105H39ZM84 106H85V105H84ZM191 106H192V104H191ZM247 106H248V105H247ZM256 106H257V105H256ZM4 107H5V106H4ZM65 107H66V106H64V108H65ZM70 107H71V105H70ZM89 107H90V106H89ZM94 107H95V106H94ZM113 107H114V106H113ZM113 107H112V108H113ZM122 107H123V106H122ZM138 107H139V106H138ZM208 107H210V106H208ZM238 107H239V106H238ZM42 108H43V107H42ZM73 108H75V107H73ZM100 108H101V107H100ZM146 108H147V107H146ZM150 108H151V107H150ZM164 108H165V107H164ZM167 108H168V107H167ZM175 108H176V107H175ZM175 108H174V109H175ZM195 108H196V107H195ZM245 108H246V107H245ZM7 109H8V108H7ZM11 109H12V108H11ZM28 109H29V108H28ZM43 109H44V108H43ZM46 109H47V108H46ZM114 109H115V108H113V110H112L113 112L115 111ZM137 109H139V108H137ZM204 109H206V108H204ZM216 109H217V108H216ZM21 110H23V109H21ZM51 110H52V109H51ZM66 110H67V109H66ZM72 110H73V109H72ZM81 110H82V109H81ZM105 110H106V109H105ZM105 110H104V111H105ZM119 110H120V109H118V111H119ZM150 110H151V109H150ZM167 110H168V109H167ZM176 110H177V109H176ZM206 110H208V109H206ZM219 110H220V109H219ZM222 110H223V108H222ZM229 110H230V109H229ZM261 110H262V109H261ZM12 111H13V110H12ZM36 111H37V110H36ZM44 111H45V110H44ZM47 111H48V110H47ZM78 111H80V109H79ZM128 111H130V110H128ZM140 111H141V110H140ZM140 111H139V112H140ZM142 111H144V110H142ZM159 111H160V110H159ZM5 112H6V111H5ZM37 112H39V110H38ZM75 112H76V111H75ZM84 112H85V111H84ZM106 112H107V111H106ZM110 112H111V111H110ZM132 112H133V111H132ZM154 112H155V111H154ZM166 112H167V111H166ZM192 112H193V111H192ZM224 112H225V111H224ZM251 112H252V111H251ZM262 112H264V111H262ZM8 113H9V112H8ZM10 113H11V112H10ZM59 113H61V112H59ZM69 113H70V112H69ZM73 113H74V112H73ZM142 113H143V112H142ZM182 113H183V112H182ZM194 113H195V112H194ZM206 113H208V112H206ZM14 114H15V113H14ZM32 114H33V113H32ZM40 114H41V113H40ZM76 114H77V113H76ZM118 114H119V112H118ZM132 114H133V113H132ZM135 114H136V112H135ZM144 114H145V113H144ZM189 114H190V113H189ZM192 114H193V113H192ZM199 114H200V112H199ZM248 114H249V113H248ZM5 115H6V114H5ZM15 115H16V114H15ZM25 115H26V114H25ZM33 115H34V114H33ZM35 115H36V114H35ZM63 115H64V114H63ZM85 115H86V114H85ZM110 115H111V113H110ZM129 115H130V112H129ZM170 115H171V114H170ZM174 115H175V114H174ZM196 115H198V114H196ZM241 115H242V114H241ZM3 116H4V114H3ZM6 116H7V115H6ZM11 116H12V115H11ZM16 116H17V115H16ZM16 116H15V117H16ZM36 116H37V115H36ZM39 116H40V115H39ZM70 116H71V115H70ZM70 116H69V117H70ZM160 116H161V115H160ZM177 116H178V115H177ZM206 116H207V115H206ZM248 116H249V115H248ZM12 117H13V116H12ZM32 117H33V116H32ZM58 117H59V116H58ZM58 117L56 116L55 118H58ZM77 117H78V116H77ZM83 117H84V116H83ZM86 117H87V116H86ZM102 117H103V116H102ZM102 117H101V118H102ZM183 117H184V116H183ZM216 117H217V116H216ZM225 117H226V116H225ZM13 118H14V117H13ZM13 118H12V119H13ZM34 118H35V117H34ZM41 118H42V116H41ZM43 118H44V117H43ZM65 118H66V117H65ZM71 118H72V116H71ZM78 118H79V117H78ZM109 118H110V117H109ZM115 118H116V117H115ZM120 118H121V117H120ZM129 118H130V117H129ZM132 118H133V117H132ZM143 118H145V117H143ZM203 118H204V117H203ZM222 118H223V117H222ZM0 119H2V118H0ZM12 119H11V120H12ZM20 119H21V118H20ZM45 119H46V118H45ZM67 119H68V118H67ZM97 119H98V118H97ZM133 119L136 120L135 117H134ZM137 119H138V118H137ZM153 119H154V118H153ZM168 119H169V118H168ZM172 119H173V118H172ZM224 119H225V118H224ZM255 119H256V118H255ZM255 119H254V120H255ZM34 120H35V119H34ZM34 120H33V121H34ZM41 120H42V119H41ZM52 120H53V119H52ZM65 120H66V119H65ZM83 120H85V119L83 118ZM98 120H99V119H98ZM123 120H125V119H123ZM123 120H122V121H123ZM157 120H158V119H157ZM181 120H182V119H181ZM185 120H186V119H185ZM188 120H189V118H188ZM198 120H199V119H198ZM13 121L16 122L15 120H13ZM18 121H19V120H18ZM23 121H25V120H23ZM43 121H44V120H43ZM86 121H87V120H86ZM94 121H95V118H94ZM111 121H112V120H111ZM115 121H116V120H115ZM125 121H126V120H125ZM138 121H139V119H138ZM141 121H142V120H141ZM141 121H140V123H139L140 125H141ZM193 121H194V120H193ZM241 121H242V119H241ZM9 122H10V121H9ZM38 122H39V121H38ZM49 122H50V121H49ZM56 122H58V121H56ZM63 122H64V121H63ZM126 122H127V121H126ZM136 122H137V120H136ZM136 122H135V123H136ZM145 122H146V121H145ZM147 122H148V121H147ZM182 122H183V121H182ZM220 122H221V121H220ZM250 122H251V121H250ZM6 123H8V122H6ZM50 123H51V122H50ZM50 123H49V124H50ZM75 123H76V122H75ZM100 123H101V122H100ZM142 123H143V122H142ZM165 123H166V122H165ZM200 123H203L202 120H201ZM216 123H217V122H216ZM231 123H232V122H231ZM236 123H237V122H236ZM259 123H260V122H259ZM10 124H11V126H13L12 123H10ZM13 124H15V123H13ZM17 124H18V123H17ZM19 124H20V123H19ZM24 124H25V123H24ZM43 124H45V123L42 122V125H43ZM65 124H66V123H65ZM65 124H64V125H65ZM72 124H73V123H72ZM179 124H180V123H179ZM233 124H234V123H233ZM2 125H3V124H2ZM32 125H34V124H32ZM32 125H31V126H32ZM35 125H36V124H35ZM100 125H101V124H100ZM107 125H108V124H107ZM126 125H127V124H126ZM135 125H136V124H135ZM180 125L182 126V124H180ZM199 125H200V124H199ZM214 125H215V124H214ZM217 125H218V124H217ZM243 125H244V124H243ZM257 125H258V124H257ZM11 126H9V127H11ZM29 126H30V125H29ZM48 126H49V125H48ZM101 126H102V125H101ZM109 126H110V125H109ZM128 126H129V125H128ZM133 126H134V123H133ZM133 126H132V127H133ZM197 126H198V125H197ZM205 126H206V125H205ZM205 126H204V127H205ZM7 127H8V126H7ZM13 127H14V126H13ZM13 127H12V128H13ZM36 127H37V126H36ZM52 127H53V125H52ZM54 127H55V126H54ZM59 127H60V125H59ZM69 127H70V126H69ZM69 127H68V128H69ZM77 127H78V126H77ZM99 127H100V126H99ZM155 127H157V126H155ZM184 127H185V126H184ZM0 128H1V126H0ZM30 128H31V127H30ZM38 128H39V126H38ZM43 128H44V127H43ZM71 128H72V127H70V129H71ZM73 128H74V127H73ZM123 128H124V126H123ZM174 128H175V127H174ZM232 128H233V127H232ZM36 129H37V128H36ZM50 129H51V128H50ZM53 129H54V128H53ZM53 129H52V130H53ZM63 129H64V128H63ZM66 129H67V127H66L64 130H66ZM75 129H76V128H75ZM88 129H90V128H88ZM101 129H102V128H101ZM118 129H119V127H118ZM126 129H127V128H126ZM128 129H129V128H128ZM178 129H179V128H178ZM178 129H177V130H178ZM3 130H4V129H3ZM9 130H10V128H9ZM18 130H19V129H18ZM37 130H38V129H37ZM44 130H45V129H44ZM77 130H78V128H77ZM102 130H103V129H102ZM136 130H137V129H136ZM143 130H145L144 127H143ZM152 130H153V129H152ZM166 130H167V129H166ZM29 131H30V130H29ZM50 131H51V130H50ZM59 131H60V128H59ZM66 131H67V130H66ZM70 131H71V130H70ZM72 131H73V129H72ZM94 131H95V130H94ZM130 131H131V130H130ZM130 131H128V132H130ZM138 131H139V130H138ZM146 131H147V130H146ZM186 131H187V130H186ZM222 131H223V130H222ZM10 132H11V131H10ZM10 132H9V133H10ZM14 132H15V130H14ZM19 132H20V131H19ZM26 132H27V131H26ZM61 132H63L62 128H61ZM68 132H69V131H68ZM68 132H67V133H68ZM105 132H106V131H105ZM105 132H104V133H105ZM119 132H121V131L119 130ZM126 132H127V131H125V133H126ZM141 132H143V131H141ZM163 132H164V131H163ZM187 132H188V131H187ZM219 132H220V131H219ZM238 132H239V131H238ZM240 132H241V131H240ZM261 132H262V131H261ZM22 133H23V132H22ZM22 133H21V134H22ZM24 133H25V132H24ZM24 133H23V135L25 136L26 133H25V134H24ZM34 133H35V132H34ZM51 133H52V131H51ZM67 133H66V135H67ZM77 133H80V132H77ZM99 133H100V132H99ZM111 133H112V132H111ZM113 133H114V132H113ZM115 133H117V132H115ZM139 133H140V132H139ZM139 133H138V134H139ZM157 133H158V132H157ZM192 133H193V132H192ZM192 133H190V134H192ZM214 133H216V132H214ZM4 134H7V133H4ZM52 134H53V133H52ZM55 134H56V133H55ZM55 134H54V136H55ZM57 134H59V132H57ZM61 134H62V133H61ZM71 134H73V133L71 132ZM91 134H92V133H91ZM123 134H124V133H123ZM150 134H151V133H150ZM160 134H161V133H160ZM160 134H159V135H160ZM186 134H187V133H186ZM223 134H224V133H223ZM253 134H254V133H253ZM26 135H27V134H26ZM34 135H36V134H34ZM42 135H43V134H42ZM48 135H50V134H49V131H48ZM62 135H63V134H62ZM62 135H61V136H62ZM80 135H81V134H80ZM111 135H112V134H111ZM129 135H130V133H129ZM129 135H128V136H129ZM133 135L135 136V134H133ZM133 135H132V136H133ZM142 135H143V134H142ZM142 135H141V136H142ZM243 135H244V134H243ZM255 135H256V134H255ZM0 136H3V135H0ZM18 136H20V135H18ZM27 136H28V135H27ZM59 136H60V135H59ZM72 136H73V135H72ZM76 136H77V135H76ZM83 136H84V135H83ZM88 136H89V135H88ZM99 136H100V135H99ZM103 136H104V135H103ZM105 136H106V135H105ZM113 136H114V135H113ZM132 136H131V137H132ZM148 136H149V135H148ZM152 136H153V135H152ZM179 136H180V135H179ZM181 136H182V134H181ZM188 136H189V135H188ZM25 137H26V136H25ZM25 137H24V138H25ZM100 137H101V136H100ZM106 137H107V136H106ZM124 137H125V135H124ZM220 137H221V135H220ZM248 137H249V136H248ZM248 137H247V138H248ZM42 138H43V137H42ZM48 138H49V137L47 136L46 139L48 140ZM57 138H58V136H57ZM59 138H60V137H59ZM59 138H58V139H59ZM64 138H65V137H64ZM66 138H67V136H66ZM66 138H65V140H66ZM74 138H75V137H74ZM78 138H79V137H78ZM80 138H81V137H80ZM101 138H102V137H101ZM114 138H115V137H114ZM122 138H123V137H122ZM180 138H181V137H180ZM202 138H203V136H202ZM250 138H251V137H250ZM252 138H253V137H252ZM260 138H261V137H260ZM262 138H264V137H262ZM262 138H261V139H262ZM4 139H5V138H4ZM7 139H8V138H7ZM11 139H12V138H11ZM21 139H22V137H21ZM32 139H35V138H32ZM54 139H56V138L54 137ZM54 139H53V140H54ZM82 139H83V138H82ZM124 139H125V138H124ZM142 139H143V138H142ZM144 139H145V138H144ZM144 139H143V141H144ZM171 139H172V138H171ZM182 139H183V138H182ZM199 139H200V138H199ZM199 139H198V140H199ZM225 139H226V138H225ZM24 140H25V139H24ZM24 140H23V141H24ZM40 140H41V139H39L38 141H40ZM42 140H44V139H42ZM59 140H60V139H59ZM59 140H57V141H58V144L61 145V143H63V142H60V143H59ZM70 140H71V139H70ZM92 140H93V139H92ZM133 140H134V139H133ZM135 140H136V138H135ZM175 140H176V139H175ZM249 140H250V139H249ZM9 141H10V140H9ZM36 141H37V140H36ZM62 141H63V140H62ZM81 141H82V140H81ZM100 141H101V139H100ZM117 141H118V140H117ZM126 141H127V140H126ZM176 141H177V140H176ZM178 141H179V140H178ZM187 141H188V140H187ZM193 141H194V140H193ZM201 141H202V140H201ZM240 141H241V140H240ZM255 141H256V140H255ZM258 141H259V140H258ZM258 141H257V142H258ZM17 142H19V141L17 140ZM17 142H15V143L17 144ZM24 142H25V141H24ZM24 142H23V144H22L23 146L26 144V143L24 144ZM42 142H43V141H42ZM50 142H54V141H50ZM66 142H67V141H66ZM73 142H74V141H73ZM75 142H76V141H75ZM88 142H89V141H88ZM109 142H110V141H109ZM109 142H108V143H109ZM124 142H125V141H124ZM141 142H142V141H141ZM174 142H175V141H174ZM243 142H244V141H243ZM253 142H254V140H253ZM257 142H256V143H257ZM12 143H13V142H12ZM44 143H45V142H44ZM44 143H43V144H44ZM46 143H47V141H46ZM46 143H45V144H46ZM64 143H65V142H64ZM77 143H78V142H77ZM95 143H96V142H95ZM108 143H107V144H108ZM130 143H131V142H130ZM135 143H136V142H135ZM143 143H144V142H142L141 144H143ZM157 143H158V142H157ZM175 143H176V142H175ZM209 143H210V142H209ZM246 143H247V142H246ZM8 144H9V143H8ZM19 144H20V143H19ZM34 144H35V143H34ZM50 144H51V143H50ZM80 144H81V143H80ZM118 144H119V143H118ZM125 144H126V143H125ZM150 144H151V143H150ZM229 144H230V143H229ZM235 144H236V143H235ZM253 144H254V143H253ZM1 145H2V144H1ZM36 145H37V143H36ZM38 145H39V144H38ZM40 145H41V141H40ZM60 145H57V149H58V150H59ZM63 145H64V144H63ZM78 145H79V144H78ZM102 145H103V144H102ZM130 145H131V144H130ZM130 145H129V146H130ZM144 145H145V144H144ZM163 145H164V144H163ZM172 145H173V144H172ZM231 145H232V144H231ZM254 145H255V144H254ZM3 146H4V145H3ZM6 146H8V145H6ZM33 146H34V145H33ZM41 146H42V145H41ZM47 146H49V144H48ZM65 146H66V144H65ZM67 146H68V145H67ZM104 146H105V145H104ZM104 146H103V148H104ZM114 146H115V145H114ZM116 146H117V145H116ZM116 146H115V147H116ZM126 146H127V145H126ZM145 146H146V145H145ZM145 146H144V147H145ZM155 146H156V145H155ZM199 146H200V145H199ZM229 146H230V145H229ZM249 146H250V145H249ZM25 147H27V146H25ZM37 147H39V146H37ZM42 147L45 148L46 146H42ZM49 147H50V146H49ZM52 147H54V146H52ZM61 147H62V146H61ZM61 147H60V148H61ZM79 147H80V145H79ZM105 147H106V146H105ZM109 147H111V146H109ZM124 147H125V146H124ZM127 147H128V146H127ZM153 147H154V146H153ZM169 147H170V146H169ZM178 147H179V146H178ZM180 147H181V146H180ZM242 147H243V146H242ZM13 148H14V147H13ZM13 148H12V149H13ZM19 148H20V147H19ZM21 148H22V147H21ZM29 148H30V147H29ZM29 148H28V149H29ZM33 148H34V147H33ZM46 148H47V147H46ZM55 148H56V147H54V149H55ZM111 148H112V147H111ZM147 148H148V147H147ZM188 148H189V147H188ZM210 148H211V146H210ZM243 148H244V147H243ZM1 149H3V148H1ZM8 149H9V148H8ZM15 149H16V148H15ZM25 149H26V148H24V150H25ZM28 149H27V150H28ZM31 149H32V148H31ZM38 149H39V148H38ZM57 149H56V150H57ZM62 149H63V148H62ZM67 149H69V146H68ZM71 149H73V148H71ZM83 149H84V148H83ZM91 149H92V148H91ZM94 149H95V146H94ZM105 149H106V148H105ZM116 149H117V148H116ZM121 149H122V148H120V151H121ZM130 149H131V147H130ZM173 149H174V148H173ZM184 149H185V147H184ZM193 149H194V148H193ZM212 149H213V147H212ZM228 149H229V148H228ZM228 149H227V150H228ZM249 149H250V148H249ZM256 149H257V148H256ZM20 150H21V149H20ZM36 150H37V149H36ZM36 150H35V151H36ZM39 150H40V149H39ZM51 150H52V149H51ZM60 150H61V149H60ZM73 150H75V148H74ZM80 150H81V149H80ZM92 150H93V149H92ZM95 150H96V149H95ZM125 150H126V147H125ZM132 150H133V148L131 149V152H132ZM149 150H150V149H149ZM158 150H159V149H157V151H158ZM167 150H168V149H167ZM169 150H170V148H169ZM175 150H176V149H175ZM178 150H179V149H178ZM181 150H182V149H181ZM3 151H4V150H3ZM11 151H12V150H11ZM16 151H17V150H16ZM25 151H26V150H25ZM29 151H31V150H29ZM69 151L71 152L72 150H69ZM133 151H134V150H133ZM155 151H156V150H155ZM186 151H187V150H186ZM18 152H19V151H18ZM23 152H24V151H23ZM23 152H21V153H23ZM27 152H28V151H27ZM32 152H33V150H32ZM52 152H54V151H52ZM60 152H61V151H60ZM70 152H69V154H71ZM74 152H75V151H74ZM83 152H84V151H83ZM93 152H94V150H93ZM99 152H100V151H99ZM99 152H98V153H99ZM111 152H112V151H111ZM113 152H114V151H113ZM122 152H123V151H122ZM145 152H146V151H145ZM165 152H166V151H165ZM176 152H177V151H176ZM176 152H175V153H176ZM196 152H197V151H196ZM206 152H207V150H206ZM227 152H228V151H227ZM7 153H8V152H7ZM37 153H38V150H37ZM43 153L45 154V152H43ZM55 153H56V152H55ZM77 153H78V152H77ZM100 153H101V152H100ZM106 153H107V152H106ZM133 153H134V152H133ZM170 153H171V152H170ZM259 153H260V152H259ZM11 154H12V153H11ZM18 154H19V153H18ZM24 154H25V153H24ZM39 154H40V151H39ZM67 154H68V153H67ZM73 154H74V153H73ZM73 154H72V155H73ZM115 154H116V153H115ZM115 154H114V155H115ZM117 154H119V153H117ZM142 154H143V153H142ZM150 154H151V153H150ZM166 154H167V153H166ZM172 154H173V152H172ZM172 154H171V155H172ZM180 154H181V153H180ZM242 154H243V153H242ZM242 154H241V155H242ZM1 155H2V154H1ZM26 155H27V154H26ZM35 155L37 156V154H35ZM40 155H41V154H40ZM45 155H46V154H45ZM49 155H50V154H49ZM52 155H53V153H52ZM54 155H55V154H54ZM54 155H53V156H54ZM65 155H66V154H65ZM75 155H76V154H75ZM109 155H110V154H109ZM121 155H122V154H121ZM125 155H126V154H125ZM137 155H138V154H137ZM140 155H141V154H140ZM188 155H190V154H188ZM188 155H187V157H188ZM256 155H257V154H256ZM3 156H4V154H3ZM6 156H7V155H6ZM17 156H18V155H17ZM46 156H47V155H46ZM46 156H45V157H46ZM57 156H58V155H57ZM67 156H68V155H67ZM77 156H78V155H77ZM83 156H84V155H83ZM85 156H86V155H85ZM154 156H155V155H154ZM167 156H170V154L167 155ZM167 156H166V157H167ZM238 156H239V155H238ZM1 157H2V156H1ZM22 157H23V156H22ZM27 157H28V156H27ZM87 157H88V155H87ZM89 157H90V156H89ZM103 157H104V156H103ZM103 157L101 156V158H103ZM126 157H127V156H126ZM133 157H134V156H133ZM160 157H161V156H160ZM164 157H165V156H164ZM164 157H163V159H164ZM170 157H171V156H170ZM170 157H169V158H170ZM173 157H174V156H173ZM179 157H180V156H179ZM183 157H184V156H183ZM195 157H196V156H195ZM245 157H246V156H245ZM7 158H8V157H7ZM19 158H20V157H19ZM33 158H34V154H33ZM40 158H41V157H40ZM48 158H49V157H48ZM50 158H51V157H50ZM57 158H59V157H57ZM83 158H84V157H83ZM130 158H131V157H130ZM137 158H138V157H137ZM140 158H141V157H140ZM149 158H150V157H149ZM154 158H155V157H154ZM161 158H162V157H161ZM169 158H168V159H169ZM174 158H175V157H174ZM14 159H15V158H14ZM24 159H25V158H24ZM60 159H61V158H60ZM67 159H68V158H67ZM93 159H94V158H93ZM93 159H92V157H91V160H93ZM95 159L97 160V158H95ZM104 159H106V157H105ZM143 159H144V158H143ZM157 159H158V158H157ZM159 159H160V158H159ZM192 159H193V158H192ZM6 160H7V159H6ZM8 160H9V159H8ZM10 160H11V159H10ZM19 160H20V159H19ZM45 160H46V159H45ZM57 160H58V159H57ZM87 160H88V158H87ZM87 160H86V161H87ZM107 160H108V159H107ZM111 160H112V159H111ZM148 160H149V159H148ZM179 160H180V159H179ZM193 160H194V159H193ZM193 160H192V161H193ZM202 160H203V159H202ZM205 160H206V159H205ZM209 160H210V159H209ZM26 161H27V158H26ZM39 161H40V160H39ZM51 161H52V160H51ZM81 161H82V160H81ZM93 161H95V160H93ZM93 161H92V162H93ZM116 161H117V160H116ZM118 161H119V160H118ZM121 161H122V160H121ZM128 161H130V160H128ZM132 161H133V160H132ZM138 161H139V160H138ZM142 161H143V160H142ZM145 161H147V160H145ZM152 161H153V160H152ZM164 161H166V160H164ZM167 161H168V160H167ZM172 161H173V160H172ZM181 161H182V160H181ZM212 161H213V159H212ZM218 161H219V160H218ZM227 161H229V159H228ZM246 161H247V160H246ZM262 161H264V160H262ZM262 161H261V162H262ZM9 162H10V161H9ZM14 162H15V160H14ZM35 162H36V161H35ZM46 162H47V161H46ZM63 162H64V161H63ZM83 162H84V161H83ZM108 162H109V161H108ZM108 162H107V163H108ZM133 162H134V161H133ZM170 162H171V161H170ZM175 162H177V161H175ZM185 162H186V160H185ZM185 162H184V166H185ZM208 162H209V161H208ZM7 163H8V162H7ZM10 163H11V162H10ZM20 163H21V161H20ZM24 163H25V162H24ZM42 163H43V162H42ZM49 163H50V161H49ZM49 163H48V164H49ZM65 163H66V162H64L63 164H65ZM103 163H104V161H103ZM148 163H149V162H148ZM168 163H169V162H168ZM173 163H174V162H173ZM186 163H187V162H186ZM192 163H194V162H192ZM206 163H207V162H206ZM250 163H251V162H250ZM253 163H254V162H253ZM31 164H32V163H31ZM34 164H35V163H34ZM46 164H47V163H46ZM55 164H57V163H55ZM58 164H62V163L60 162V163H58ZM58 164H57V166H58ZM66 164L69 165L68 163H66ZM82 164H83V163H82ZM93 164H94V163H92V165H93ZM105 164H106V163H105ZM115 164H117V163H115ZM146 164H147V163H146ZM162 164H163V163H162ZM176 164H177V163H176ZM218 164H219V163H218ZM246 164H247V163H246ZM2 165H3V164H2ZM4 165H5V164H4ZM4 165H3V166H4ZM7 165H8V164H7ZM13 165H14V164H13ZM52 165H53V164H52ZM52 165H51V166H52ZM98 165H99V164H98ZM103 165H104V164H103ZM129 165H130V164H129ZM132 165H133V164H132ZM173 165H174V164H173ZM179 165H180V164H179ZM198 165H199V164H198ZM202 165H203V164H202ZM205 165H206V164H205ZM256 165H257V164H256ZM3 166H2V167H3ZM19 166H20V165H19ZM23 166H24V165H23ZM31 166H32V165H31ZM40 166H41V165H40ZM44 166H46V165H44ZM57 166L55 165L54 168H57ZM63 166H64V165H63ZM79 166H80V165H79ZM118 166H119V165H118ZM134 166H135V165H134ZM149 166H150V165H149ZM152 166H153V165H152ZM160 166H161V165H160ZM176 166H177V165H176ZM206 166H207V165H206ZM247 166H248V165H247ZM253 166H254V165H253ZM260 166H261V165H260ZM9 167H10V166H8L7 168H9ZM12 167H13V166H12ZM58 167H59V166H58ZM84 167H85V166H84ZM99 167H100V166H99ZM136 167H137V166H136ZM136 167H135V168H136ZM142 167H143V166H142ZM147 167H148V166H147ZM197 167H198V166H197ZM197 167H196V168H197ZM224 167H225V166H224ZM229 167H230V166H228V169H229ZM257 167L259 168V166H257ZM35 168H36V167H35ZM38 168H39V167H38ZM65 168H67V167H65ZM103 168H104V167H103ZM113 168H114V167H113ZM113 168H112V169H113ZM115 168H116V165H115ZM120 168H121V167H120ZM123 168H124V167H123ZM133 168H134V167H133ZM144 168H146V167H144ZM152 168H153V167H152ZM164 168H165V167H164ZM179 168H180V167H179ZM179 168H178V169H179ZM186 168H187V167H186ZM190 168H191V167H190ZM0 169H1V168H0ZM3 169H4V168H3ZM18 169H19V168H18ZM43 169H44V168H43ZM49 169H50V168H49ZM52 169H53V168H52ZM87 169H88V168H87ZM94 169H95V168H94ZM100 169H101V168H100ZM139 169H140V167H139ZM146 169H147V168H146ZM155 169H156V168H154V170H155ZM184 169H185V168H184ZM203 169L205 170V168H203ZM220 169H221V168H220ZM226 169H227V168H226ZM239 169H240V168H239ZM244 169H245V168H244ZM11 170H12V168H11ZM25 170H26V169H25ZM41 170H42V169H41ZM44 170H45V169H44ZM55 170H56V169H55ZM58 170H60V171H58ZM66 170H67V169H66ZM83 170H84V168H83ZM119 170H120V169H119ZM122 170H124V169H122ZM133 170H135V169H133ZM148 170H149V169H148ZM186 170H187V169H186ZM186 170H185V171H186ZM216 170H218V169H216ZM255 170H256V169H255ZM3 171H4V170H3ZM27 171H28V170H27ZM29 171L31 172V170H29ZM32 171H33V169H32ZM46 171H47V169H46ZM93 171H94V170H93ZM93 171L91 172V175H90V176H92V175L95 176L96 173L94 172V173H95V174H94ZM100 171H101V170H100ZM131 171H132V170H131ZM189 171H190V170H189ZM209 171H210V170H209ZM228 171H229V170H228ZM231 171H232V170H231ZM256 171H257V170H256ZM23 172H24V171H23ZM38 172H39V171H38ZM49 172L52 173L51 171H49ZM56 172H58V173L61 172V169L58 168ZM56 172L54 173V171H53V174H54L55 176H56ZM66 172H67V171H66ZM75 172H76V171H75ZM81 172H82V171H81ZM88 172H89V171H88ZM96 172H97V171H96ZM109 172H110V171H109ZM118 172H119V171H118ZM138 172H139V171H138ZM147 172H148V171H147ZM217 172H218V171H217ZM1 173H2V171H1ZM1 173H0V174H1ZM9 173H10V172H9ZM32 173H36V172H32ZM32 173H30V174H32ZM44 173H45V172H44ZM44 173H43V174H44ZM69 173H70V172H69ZM73 173H74V172H73ZM73 173H72V174H73ZM84 173H87V172H84ZM92 173H93V174H92ZM98 173H99V172H98ZM150 173L152 174V171H151ZM160 173H161V172H160ZM165 173H167V172H165ZM178 173H180V172H178ZM181 173H182V172H181ZM181 173H180V174H181ZM186 173H187V172H186ZM193 173H194V172H193ZM228 173H229V172H228ZM246 173H247V172H246ZM249 173H250V172H249ZM3 174H4V172H3ZM10 174H11V173H10ZM62 174H64V173H61V175H62ZM107 174H108V173H107ZM114 174H115V173H114ZM167 174H168V173H167ZM175 174H176V173H175ZM187 174H188V173H187ZM225 174H226V173H225ZM6 175H7V174H6ZM17 175H18V174H17ZM39 175L41 176V174H39ZM59 175H60V173H59ZM59 175H58V176H59ZM65 175H66V174H65ZM65 175H64V176H65ZM82 175H83V174H82ZM84 175H85V174H84ZM112 175H113V174H112ZM135 175H137V174L135 173ZM142 175H143V174H142ZM192 175H193V174H192ZM209 175H210V174H209ZM222 175H223V174H222ZM222 175H221V176H222ZM9 176H10V175H9ZM22 176H23V175H22ZM25 176H26V174H25ZM29 176H30V175H29ZM47 176H48V175H47ZM58 176H57V178H58ZM74 176H75V175H74ZM76 176H77V175H76ZM85 176H86V175H85ZM90 176H89V177H90ZM117 176H118V175H117ZM117 176H116V177H117ZM127 176H129V174H128ZM138 176H140V173L138 174ZM143 176H144V175H143ZM153 176H154V175H153ZM167 176H168V175H167ZM239 176H240V174H239ZM241 176H242V175H241ZM245 176H246V175H245ZM15 177H16V175H15ZM15 177H12V179H14ZM37 177H38V176H37ZM37 177H35V178H37ZM42 177H43V176H42ZM52 177H53V176H52ZM61 177H62V176H61ZM92 177H93V176H92ZM92 177H91V178H92ZM96 177H99V176H95L94 178H96ZM105 177H106V176H105ZM140 177H141V176H140ZM170 177H171V175H170ZM197 177H198V176H197ZM211 177H212V176H211ZM259 177H260V176H259ZM1 178H2V177H1ZM3 178H4V176H3ZM18 178H19V177H18ZM18 178H17V180H18ZM22 178H24V176H23ZM27 178H28V177H27ZM50 178H51V177H50ZM70 178H71V176H70ZM70 178H69V179H70ZM137 178H139V177H137ZM143 178H144V177H143ZM166 178H167V177H166ZM171 178H172V177H171ZM234 178H235V177H234ZM251 178H252V177H251ZM257 178H258V177H257ZM24 179H25V178H24ZM29 179H30V178H29ZM38 179H39V178H38ZM38 179H36V180H38ZM62 179H63V178H62ZM66 179H67V178H66ZM76 179H77V178H76ZM83 179H84V178H83ZM85 179H86V180H88V179L91 180L90 178H88V179L85 178ZM134 179H135V178H134ZM134 179H133V180H134ZM144 179H145V178H144ZM168 179H170L169 176H168ZM174 179H175V178H174ZM174 179L172 178V180H174ZM184 179H185V178H184ZM201 179H202V178H201ZM208 179H209V178H208ZM211 179H212V178H211ZM4 180H5V179H4ZM9 180H10V179H9ZM44 180H45V179H44ZM48 180H49V178H48ZM55 180H56V178H55ZM55 180H54V181H55ZM59 180H61V179L59 178ZM94 180H95V179H94ZM94 180H93V181H94ZM99 180H100V179H99ZM101 180H102V179H101ZM101 180H100L99 182H101ZM131 180H132V179H131ZM140 180H141V179H140ZM140 180H138V181H140ZM145 180H146V179H145ZM148 180H149V179H148ZM148 180H147V181H148ZM185 180H186V179H185ZM209 180H210V179H209ZM209 180H207V181H209ZM220 180H221V179H220ZM253 180H254V179H253ZM15 181H16V180H15ZM19 181L21 182V180H19ZM27 181H28V180H27ZM31 181H32V180H31ZM38 181H39V180H38ZM50 181H51V180H50ZM54 181H53V182H54ZM56 181H58V179H57ZM81 181H82V180H81ZM81 181H80V182H81ZM103 181H104V180H103ZM106 181H107V180H106ZM108 181H109V180H108ZM111 181H112V180H111ZM127 181H128V180H127ZM134 181H135V180H134ZM147 181H146V182H147ZM149 181H150V180H149ZM162 181H163V180H162ZM165 181H166V180H165ZM167 181H168V180H167ZM186 181H187V180H186ZM201 181H203V180H201ZM257 181H258V180H257ZM22 182H23V180H22ZM39 182H40V181H39ZM43 182H45V181H43ZM53 182H52V184H53ZM60 182H61V181H60ZM73 182H75V181H73ZM83 182H84V181H83ZM97 182H98V181H97ZM109 182H110V181H109ZM118 182H119V179H118ZM125 182H126V181H125ZM135 182H136V181H135ZM12 183H13V182H12ZM18 183H19V182H17V184H18ZM30 183H31V182H30ZM48 183H49V182H48ZM50 183H51V182H50ZM54 183H55V182H54ZM58 183H59V182H58ZM62 183H63V180H62ZM62 183H61V184H62ZM66 183H67V182H66ZM66 183H65V184H66ZM110 183H111V182H110ZM136 183H137V182H136ZM150 183H151V181H150ZM164 183H166V182H164ZM174 183H175V180H174ZM181 183H182V182H181ZM218 183H219V182H218ZM229 183H230V182H229ZM237 183H238V182H237ZM243 183H244V182H243ZM257 183H258V182H257ZM260 183H261V182H260ZM15 184H16V183H15ZM21 184H22V186H23V183H21ZM34 184H35V183H34ZM52 184H51V185H52ZM65 184H64V185H65ZM81 184H83V183H81ZM86 184H87V183H86ZM93 184H94V183H93ZM100 184H101V183H100ZM103 184H104V183H103ZM105 184H107V182H106ZM125 184H126V183H125ZM131 184H132V181H131ZM137 184H138V183H137ZM166 184H167V183H166ZM208 184H209V183H208ZM2 185H3V184H2ZM12 185H13V184H12ZM32 185H33V184H32ZM37 185H38V187H39V184H37ZM42 185H43V184H42ZM91 185H92V184H91ZM109 185H111V184H109ZM133 185L135 186L134 183H133ZM138 185H139V184H138ZM145 185H146V184H145ZM147 185H148V184H147ZM147 185H146V187H147ZM156 185H158V184H156ZM164 185H165V184H164ZM171 185H172V184H171ZM178 185H179V184H178ZM180 185H181V184H180ZM199 185H200V184H199ZM202 185H203V184H202ZM222 185H223V184H222ZM16 186H18V185H16ZM19 186H20V185H19ZM45 186H48V185L45 184ZM54 186H55V185H54ZM67 186H68V185H67ZM67 186H66V187H67ZM69 186H71V185H70V181H69ZM95 186H96V185H95ZM107 186H108V185H107ZM107 186H106V187H107ZM136 186H137V185H136ZM136 186H135V187H136ZM161 186H162V184H161ZM174 186H175V185H174ZM188 186H189V185H188ZM30 187H31V186H30ZM35 187H37V186L35 185ZM35 187H34V188H35ZM59 187H60V185H59ZM71 187H72V186H71ZM71 187H70V188H71ZM84 187H85V186H84ZM86 187H88V186H86ZM104 187H105V186H104ZM129 187H130V186H129ZM152 187H153V186H152ZM2 188H4V187H2ZM6 188H7V187H6ZM16 188H17V187H16ZM40 188H41V186H40ZM51 188H52V187H51ZM55 188H56V186H55ZM61 188H62V186H61ZM76 188H77V186H76ZM79 188H80V187H79ZM79 188H78V189H79ZM98 188H99V187H98ZM108 188H109V187H108ZM114 188H115V186H114ZM125 188H126V186H125ZM147 188H148V187H147ZM158 188H160V185L158 186ZM163 188H164V187H163ZM172 188H173V187H172ZM172 188H171V189H172ZM196 188H197V187H195V190H197ZM222 188H223V187H222ZM222 188H221V189H222ZM250 188H251V187H250ZM22 189H23V188H22ZM22 189H21V190H22ZM25 189L28 190V189H30V188L28 187V188H25ZM36 189H38V188H36ZM43 189H45V188H43ZM46 189H47V188H46ZM56 189H57V188H56ZM62 189H63V188H62ZM67 189H68V187H67ZM83 189H86V188H83ZM87 189H88V188H87ZM95 189H97V188H95ZM109 189L111 190V188H109ZM137 189H138V188H137ZM143 189H144V188H143ZM169 189H170V188H169ZM171 189H170V190H171ZM185 189H186V188H185ZM185 189H184V191H185ZM193 189H194V188H193ZM207 189H208V188H207ZM257 189H258V188H257ZM0 190H3V189H0ZM31 190H32V189H31ZM49 190H50V189H49ZM49 190H48V191H49ZM74 190H75V188H74ZM90 190H91V189H90ZM104 190H105V189H104ZM106 190H107V189H106ZM119 190H120V188H119ZM129 190L132 191V189H129ZM153 190H155V188H154ZM159 190H160V189H159ZM170 190H169V192H168V195H169V193H170ZM181 190H182V189H181ZM228 190H229V189H228ZM17 191H18V190H17ZM24 191H26V190H24ZM24 191H23V192H24ZM29 191H30V190H29ZM29 191H28V192H29ZM35 191H36V190H35ZM35 191H33V192H35ZM43 191H44V190H43ZM48 191L46 190V192H48ZM53 191H54V190H53ZM59 191H60V190H59ZM65 191L69 193L71 190H70V191L65 190ZM76 191L79 192V190H76ZM86 191H87V190H86ZM92 191H93V190H92ZM108 191H109V190H108ZM147 191H148V190H147ZM193 191H194V190H193ZM234 191H236V190H234ZM238 191H239V190H238ZM20 192H22V191H20ZM56 192H58V191H56ZM96 192H97V191H96ZM104 192H105V191H104ZM115 192H116V191H115ZM162 192H163V191H162ZM205 192H206V191H205ZM254 192H255V191H254ZM1 193H2V192H1ZM37 193H39L38 190H37ZM52 193H53V192H52ZM58 193H59V192H58ZM86 193H87V192H86ZM118 193H119V192H118ZM122 193H123V192H122ZM129 193H130V191H129ZM138 193H139V192H138ZM150 193H151V192H150ZM150 193H149V194H150ZM159 193H160V192H159ZM182 193H183V192H182ZM202 193H203V192H202ZM228 193H229V192H228ZM228 193H227V194H228ZM234 193H235V192H234ZM261 193H262V192H261ZM16 194H17V193H16ZM26 194H27V193H26ZM40 194H41V193H40ZM40 194H39L38 196H40ZM53 194H54V193H53ZM70 194H71V192H70ZM74 194H75V193H74ZM77 194H78V193H77ZM108 194H109V193H108ZM110 194H111V193H110ZM126 194H127V193H126ZM135 194L137 195V191H136ZM140 194H141V193H140ZM146 194H147V192H146ZM179 194H180V193H179ZM206 194H207V193H206ZM217 194H218V193H217ZM2 195H3V193H2ZM2 195H0V196H2ZM24 195H25V194H24ZM44 195H46V194L43 192V196H44ZM58 195H59V194H58ZM96 195H97V194H96ZM103 195H104V194H103ZM106 195H107V194H106ZM133 195H134V194H133ZM165 195H166V194H165ZM204 195H205V194H204ZM232 195H233V194H232ZM261 195H262V194H261ZM14 196H15V195H14ZM20 196H21V194H20ZM20 196H19V197H20ZM30 196H32L31 193H30ZM61 196H62V195H61ZM68 196H69V195H68ZM77 196H78V195H77ZM166 196H167V195H166ZM200 196H201V195H200ZM218 196H219V195H218ZM227 196H228V195H227ZM234 196H235V195H234ZM6 197H7V196H6ZM21 197H22V196H21ZM33 197H34V196H33ZM46 197H47V198H45L44 203H46V202H47L46 200H47L48 198H50V197H48V196H46ZM65 197H66V196H65ZM86 197H87V196H86ZM92 197H94V196L92 195ZM144 197H145V196H144ZM151 197H152V196H151ZM151 197H150V198H151ZM203 197H204V196H203ZM1 198H3V197H1ZM14 198H15V197H14ZM29 198H31V197H29ZM34 198H35V197H34ZM40 198H41V196L39 197V199H40ZM53 198H54V197H53ZM68 198H69V197H68ZM68 198H65V199L67 200ZM115 198H116V197H115ZM118 198H119V197H118ZM122 198H123V197H122ZM227 198H228V197H227ZM253 198H254V197H253ZM258 198H259V197H258ZM10 199H11V197H10ZM21 199H22V198H21ZM21 199L19 200V202L21 201ZM31 199H32V198H31ZM35 199L37 200V198H35ZM35 199H34V200H35ZM42 199H43V198H42ZM57 199H58V198H57ZM57 199H56V200H57ZM63 199H64V196H63ZM63 199H62V200H63ZM83 199H84V198H83ZM87 199H88V198H87ZM87 199H86V201H87ZM95 199H97V198H95ZM127 199H128V198H127ZM127 199H125V200H127ZM142 199H143V198H142ZM200 199H201V198H200ZM202 199H203V198H202ZM233 199H234V198H233ZM248 199H249V197H248ZM248 199H247V200H248ZM262 199H264V198H262ZM12 200H13V199H12ZM23 200H25V199L23 198ZM43 200H44V199H43ZM53 200H55V199H53ZM58 200H59V199H58ZM77 200H78V199H77ZM77 200H76V201H77ZM79 200H81V199H79ZM108 200H109V198H108ZM0 201H1V200H0ZM31 201H32V200H31ZM49 201H50V200H49ZM49 201H48V202H49ZM51 201H52V200H51ZM63 201H65V200H63ZM63 201H62V202H63ZM71 201H72V199H71ZM93 201H94V199H93ZM114 201H115V200H114ZM150 201H151V200H150ZM234 201H235V200H234ZM238 201H239V200H238ZM12 202H15V201H12ZM28 202H29V200H28ZM52 202H53V201H52ZM59 202H61V201H59ZM59 202L57 203V202L55 201V203H57V204H59ZM129 202H130V201H129ZM129 202H128V203H129ZM131 202H132V201H131ZM135 202H136V201H135ZM142 202H143V201H142ZM179 202H180V201H179ZM179 202H178V203H179ZM195 202H196V201H195ZM260 202H264V201H260ZM16 203H17V202H16ZM30 203H31V202H30ZM65 203H66V202H65ZM73 203H75V202H73ZM78 203H79V202H78ZM85 203H86V202H85ZM92 203H93V202H92ZM115 203H117V202L115 201ZM147 203H148V202H147ZM178 203H177V204H178ZM253 203H254V202H253ZM21 204H23V203H21ZM31 204H32V203H31ZM34 204H35V202H34ZM46 204H47V203H46ZM57 204H55V205H57ZM60 204H61V203H60ZM66 204H68V203H66ZM75 204H76V203H75ZM89 204H90V203H89ZM102 204H103V201H102ZM112 204H113V203H112ZM130 204H131V203H130ZM135 204H136V203H135ZM135 204H134V205H135ZM143 204H144V203H143ZM169 204H170V203H169ZM194 204H195V203H194ZM205 204H206V203H205ZM0 205H1V202H0ZM37 205H38V203H36V206H37ZM41 205H42V204H41ZM43 205L45 206V204H43ZM52 205H53V204H52ZM80 205H81V207H82V204H80ZM85 205H86V204H85ZM96 205H97V203L95 204V206H96ZM104 205H105V204H104ZM104 205H103V206H104ZM117 205H118V204H117ZM136 205H137V204H136ZM141 205H142V204H141ZM150 205H151V204H148V206H150ZM206 205H207V204H206ZM250 205H251V204H250ZM22 206H23V205H22ZM34 206H35V205H34ZM44 206H39V207H44ZM48 206H49V205H47V207H48ZM62 206H64V205H62ZM74 206H75V205H74ZM78 206H79V204H78ZM91 206H92V205L90 204L89 207H91ZM107 206H108V205H107ZM122 206H123V205H122ZM25 207H26V206H25ZM37 207H38V206H37ZM39 207H38V208H39ZM53 207H54V206H53ZM53 207H49V208L52 209ZM56 207H57V206H56ZM59 207H60V205H59ZM92 207H93V206H92ZM108 207H109V206H108ZM120 207H121V206H120ZM140 207H141V206H140ZM172 207H173V206H172ZM178 207H179V206H178ZM220 207H221V206H220ZM223 207H224V206H223ZM236 207H237V205H236ZM251 207H252V206H251ZM254 207H255V206H254ZM257 207H258V206H257ZM260 207H261V206H260ZM0 208H1V207H0ZM2 208H3V207H2ZM7 208H8V207H7ZM15 208H16V207H15ZM45 208H46V206H45ZM94 208H95V207H94ZM102 208H103V207H102ZM110 208H111V207H110ZM110 208H109V210H110ZM134 208H136V207H134ZM134 208H133V210H134ZM138 208H139V207H138ZM147 208H148V207H147ZM169 208H170V207H169ZM191 208H192V207H191ZM197 208H198V207H197ZM208 208H209V207H208ZM22 209H23V208H22ZM30 209H31V208H30ZM43 209H44V208H43ZM43 209H41L40 212H41ZM60 209H61V208H60ZM67 209H68V206H67ZM70 209H71V208H70ZM76 209H77V208H76ZM81 209H82V208H81ZM85 209H86V212L88 213L89 211H87V209H89V208H85ZM85 209H84V211H85ZM103 209H104V208H103ZM112 209H113V208H112ZM120 209H122V208H120ZM125 209H126V208H125ZM125 209H124V210H125ZM127 209L129 210V208H127ZM130 209H131V206H130ZM144 209H145V208H144ZM144 209H143V210H144ZM154 209H155V208H154ZM154 209H153V210H154ZM170 209H171V208H170ZM180 209H181V208H180ZM182 209H183V208H182ZM231 209H232V208H231ZM10 210H11V209H10ZM13 210H14V209H13ZM25 210H26V209H25ZM32 210H34V209H32ZM32 210H31V211H32ZM44 210H46V209H44ZM54 210H55V209H54ZM58 210H59V209H58ZM82 210H83V209H82ZM82 210H80L79 212H81ZM93 210H95V209H92V214H91V215H94ZM98 210H99V209H98ZM98 210H97V212H98ZM122 210H123V209H122ZM131 210H132V209H131ZM153 210H152V211H153ZM191 210H192V209H191ZM193 210H194V209H193ZM193 210H192V211H193ZM199 210H200V209H199ZM202 210H203V207H202ZM224 210H225V208L223 209V212H224ZM14 211H15V210H14ZM16 211H17V210H16ZM16 211H15V212H16ZM18 211H19V210H18ZM29 211H30V210H29ZM34 211H35V210H34ZM36 211H38V210H36ZM36 211H35V212H36ZM46 211H47V210H46ZM72 211H74V210H72ZM105 211H106V210H105ZM120 211H121V210H120ZM137 211H139V210H136V212H137ZM140 211H141V210H140ZM157 211H158V210H157ZM169 211H170V210H169ZM248 211H249V210H248ZM253 211H254V210H253ZM11 212H13V211H11ZM15 212H14V214H15ZM21 212H22V211H21ZM25 212L27 213V211H25ZM52 212H53V210H52ZM95 212H96V211H95ZM97 212H96V213H97ZM107 212H109V211H107ZM107 212H106V213H107ZM117 212H118V211H117ZM128 212H129V211H128ZM132 212H133V211H132ZM132 212H131V213H132ZM148 212H149V211H148ZM158 212H159V211H158ZM199 212L202 213V211H199ZM255 212H257V211H255ZM26 213H25V214H26ZM33 213H34V212H33ZM37 213H38V212H36V214H37ZM49 213H50V212H49ZM69 213H70V212H69ZM90 213H91V211H90ZM99 213H100V212H99ZM125 213H126V211H125ZM129 213H130V212H129ZM131 213H130V215H131ZM134 213H135V212H134ZM139 213H140V212H139ZM142 213H143V212H142ZM191 213H192V212H191ZM216 213H218V212H216ZM225 213H226V212H225ZM258 213H259V212H258ZM36 214H35V216H36ZM39 214H40V213H39ZM54 214H55V213H54ZM81 214L83 215V213H81ZM81 214H80V216H81ZM114 214H115V213H114ZM145 214H147V213H145ZM145 214H144V216H145ZM161 214H162V213H161ZM169 214H170V213H169ZM181 214H182V213H181ZM183 214H184V213H183ZM183 214H182V215H183ZM203 214H204V213H203ZM249 214H250V213H249ZM260 214H262V213H260ZM10 215H11V214H10ZM17 215H18V214H17ZM22 215H24V214H22ZM30 215H31V214H30ZM30 215H29V216H30ZM42 215H43V213L41 214V216H42ZM59 215H60V213H59ZM87 215H89V214H87ZM91 215H89V216L91 217ZM101 215H103V214H101ZM109 215H110V214H109ZM122 215H123V214H122ZM125 215H126V214H125ZM191 215H192V214H191ZM217 215H219V214H217ZM252 215H254V214H252ZM255 215H256V214H255ZM262 215H264V214H262ZM18 216H19V215H18ZM18 216H17L16 219H14V221L17 220V219L19 218ZM39 216H40V215H39ZM50 216H51V215H50ZM56 216H57V214H56ZM85 216H86V215H85ZM97 216H98V215H97ZM111 216H112V215H111ZM126 216H127V215H126ZM20 217H21V215H20ZM37 217H38V216H36V218H37ZM42 217H43V216H42ZM59 217H60V216H59ZM82 217H83V216H82ZM82 217H81L80 219H82ZM90 217H86V219H87V218L90 219ZM92 217H94V216H92ZM130 217H131V216H130ZM167 217H168V216H167ZM231 217H233V215H232ZM27 218H28V217H27ZM32 218H33V217H32ZM38 218H39V217H38ZM40 218H41V217H40ZM50 218H51V217H50ZM50 218H49V219H50ZM57 218H58V217H57ZM57 218H56V219L54 218V220H57ZM65 218H66V217H65ZM84 218H85V217H84ZM84 218H83V219H84ZM103 218H105V217L103 216ZM111 218H112V217H111ZM124 218H128V217H125V216H124L123 219H124ZM133 218H134V217H133ZM143 218H144V217H143ZM175 218H176V217H175ZM246 218H247V217H246ZM250 218L252 219V217H250ZM260 218H261V217H260ZM20 219H21V218H20ZM24 219H25V218H24ZM34 219H35V218H34ZM46 219H47V217H46ZM83 219H82V220H83ZM86 219H85V220H86ZM108 219H109V218H108ZM112 219H114V218H112ZM117 219H118V218H117ZM150 219H151V218H150ZM154 219H155V218H154ZM176 219H177V218H176ZM221 219H222V218H221ZM239 219H240V218H239ZM239 219H238V220H239ZM12 220H13V219H12ZM18 220H19V219H18ZM39 220H40V219H39ZM60 220H61V219H60ZM82 220H81V221H82ZM98 220H99V219H98ZM101 220H102V219H101ZM114 220H115V219H114ZM121 220H122V219H121ZM128 220H129V218H128ZM143 220H144V219H143ZM163 220H164V219H163ZM184 220H185V219H184ZM209 220H210V219H209ZM215 220H216V219H215ZM236 220H237V219H236ZM244 220H245V219H244ZM247 220H248V219H247ZM31 221H32V220H30V223L33 222V221H32V222H31ZM36 221H37V220H36ZM44 221H45V220H44ZM87 221H88V220H87ZM92 221H93V220H92ZM105 221H107V220H105ZM122 221H123V220H122ZM126 221H127V219H126ZM130 221H131V220H130ZM130 221H129V223L131 224ZM146 221H147V220H146ZM173 221H174V220H173ZM179 221H181V220H179ZM212 221H213V220H212ZM225 221H226V220H225ZM7 222H8V221H7ZM15 222H17V221H15ZM24 222H25V221H24ZM28 222H29V221H28ZM34 222H35V221H34ZM39 222H41V221H39ZM46 222H47V221H46ZM55 222H57V221H55ZM61 222H62V221H60V223H61ZM64 222H65V221H64ZM96 222H97V221H96ZM96 222H95V223H96ZM101 222H102V221H101ZM107 222H108V221H107ZM116 222H117V221H116ZM141 222H142V221H141ZM171 222H172V221H171ZM177 222H178V221H177ZM209 222H210V221H209ZM247 222H248V221H247ZM9 223H10V222H9ZM22 223H23V222H22ZM26 223H27V220H26ZM26 223H25V224H26ZM35 223H36L35 226H37V222H35ZM35 223H34V224H35ZM42 223H43V222H42ZM51 223H52V222H51ZM70 223H71V222H70ZM82 223H83V222H82ZM87 223H88V222H87ZM90 223H91V222H90ZM122 223H123V222H122ZM124 223H125V222H124ZM124 223H123V225H124ZM134 223H135V222H134ZM169 223H170V222H169ZM173 223H174V222H173ZM201 223H202V221H201ZM201 223H199V224H201ZM17 224H18V223H17ZM28 224H29V223H28ZM62 224H63V223H62ZM74 224H75V222H74ZM74 224H73V226H75ZM77 224H78V222H77ZM77 224H76V227L78 228L79 226H77ZM80 224H81V222H80ZM98 224H99V223H98ZM105 224H107V223H105ZM105 224H104V225H105ZM137 224H140V223H137ZM145 224H146V223H145ZM151 224H152V222H151ZM151 224H149V225H151ZM186 224H188V222H187ZM193 224H194V223H193ZM199 224H198V225H199ZM216 224H217V223H216ZM229 224H230V223H229ZM2 225H3V224H2ZM13 225H14V224H13ZM41 225H42V224H41ZM47 225H48V224H47ZM47 225H46V227H47ZM53 225H54V224H53ZM53 225H52V226H53ZM56 225H57V224H56ZM56 225H55V226H56ZM63 225H64V224H63ZM71 225H72V223H71ZM104 225H103V226H104ZM108 225H109V224H108ZM108 225H107V226H108ZM110 225H111V224H110ZM117 225H118V224H117ZM120 225H121V224H120ZM120 225H118V226H120ZM128 225H129V224H128ZM135 225H136V224H135ZM146 225H148V224H146ZM166 225H167V223H166L165 221H164V222H159L158 225H157V228H158V229H159V228H163V227H165ZM175 225H176V224H175ZM178 225H179V223H178ZM253 225H254V224H253ZM14 226H15V225H14ZM17 226H18V225H17ZM30 226H32V225H30ZM30 226H28V227H30ZM42 226H43V225H42ZM85 226H88V225L86 224ZM112 226H113V224H112ZM140 226H142V225H140ZM144 226H145V225H144ZM152 226H153V224H152ZM172 226H173V225H172ZM226 226H227V225H226ZM234 226H235V225H234ZM238 226H239V225H238ZM241 226H243V225H241ZM15 227H16V226H15ZM21 227H22V226H21ZM24 227L26 228L27 226H24ZM28 227H27V228H28ZM33 227H34V226H33ZM43 227H44V226H43ZM57 227L59 228V226H57ZM76 227H75V228H76ZM93 227H94V226H93ZM96 227H97V226H96ZM121 227H123V226L121 225ZM125 227H126V226H125ZM133 227H134V226H133ZM142 227H143V226H142ZM148 227L150 228V226H148ZM167 227H168V226H167ZM244 227H245V226H243V228H244ZM27 228H26V231H27ZM35 228H36V227H35ZM52 228H53V227H52ZM58 228H57V229H58ZM64 228L66 229L65 226H63L62 229H64ZM82 228H84V227H82ZM86 228H87V227H86ZM97 228H98V227H97ZM97 228H96V229H97ZM129 228H130V227H129ZM136 228H138V227H136ZM144 228H147V226L144 227ZM149 228H147V229H149ZM155 228H156V227H155ZM173 228H174V227H173ZM196 228L198 229V227H196ZM196 228H195V229H196ZM22 229H24V228H22ZM29 229H30V228H29ZM39 229H40V228H39ZM45 229H46V228H44V230H45ZM54 229H55V228H54ZM62 229H61V230H62ZM65 229H64V230H65ZM79 229H81V226L79 227ZM100 229H101V228H100ZM120 229H121V228H120ZM120 229H119V230H120ZM139 229H140V228H139ZM141 229H142V228H141ZM170 229H171V227H170ZM170 229H169V230H170ZM177 229H178V227H177ZM213 229H214V228H213ZM215 229H216V228H215ZM256 229H257V228H256ZM8 230H9V229H8ZM12 230H13V229H12ZM35 230H36V229H35ZM49 230L51 231L50 227H49ZM66 230H67V229H66ZM84 230H85V229H84ZM101 230H102V229H101ZM105 230H106V228H105ZM137 230H138V229H137ZM144 230H145V229H144ZM144 230H143V231H144ZM149 230H150V229H149ZM149 230H148V232L150 233ZM173 230H174V229H173ZM183 230H184V229H183ZM187 230H188V229H187ZM209 230H210V229H209ZM209 230H208V231H209ZM244 230H245V228H244ZM21 231H22V230H21ZM23 231H25V230H23ZM46 231H47V230H46ZM59 231H60V229H59ZM92 231H93V230H92ZM97 231H98V230H97ZM109 231H110V230H109ZM117 231H118V230H117ZM117 231H116V232H117ZM139 231H140V230H138V232H139ZM157 231H158V230H157ZM166 231H167V230H166ZM166 231H165V232H166ZM246 231H247V230H246ZM250 231H251V230H250ZM12 232H13V231H12ZM14 232H15V231H14ZM19 232H20V231H19ZM19 232H18V233H19ZM28 232H29V230H28ZM31 232H32V230H31ZM31 232H29V233H31ZM35 232L37 233V232H40V231L38 230V231H35ZM35 232H34V230H33V233H35ZM44 232H45V231H44ZM55 232H57V231L55 230ZM65 232H66V231H65ZM80 232H81V231L79 230V233H80ZM100 232H101V231H100ZM112 232H113V231H112ZM148 232H147V233H148ZM170 232H171V231H170ZM170 232H169V233H170ZM175 232H176V230H175ZM203 232H204V231H203ZM205 232H207V231H205ZM243 232H244V231H243ZM247 232H248V231H247ZM2 233H3V231H2ZM22 233H23V232H22ZM33 233H32V234H33ZM36 233H35V235H33V236H36ZM45 233H46V232H45ZM45 233H44V234H45ZM48 233H49V232H48ZM59 233H60V232H59ZM62 233H64V232H62ZM82 233H83V232H82ZM85 233H86V230H85ZM91 233H92V232H91ZM97 233H98V232H97ZM101 233H102V232H101ZM108 233H109V232H108ZM108 233H107V235H108ZM110 233H111V232H110ZM118 233H119V231H118ZM118 233H115V235L117 234V235H116L117 238H119V237H118V235H119ZM133 233H135V232H133ZM136 233H137V232H136ZM136 233H135V234H136ZM140 233H141V232H140ZM144 233H145V232H144ZM144 233H143V234H144ZM149 233H148V234H149ZM158 233H159V232H158ZM161 233H164V231L161 232ZM173 233H174V232H173ZM219 233H221V231H220ZM15 234H16V233H15ZM57 234H58V233H57ZM74 234H75V233H74ZM80 234H81V233H80ZM83 234H84V233H83ZM95 234H96V232H95ZM105 234H106V233H105ZM105 234H104V235H105ZM125 234H127V233L125 232ZM164 234H165V233H164ZM167 234H168V233H167ZM195 234H196V233H195ZM242 234H243V233H242ZM260 234H261V233H260ZM4 235H5V234H4ZM10 235L12 236L13 234H10ZM21 235H22V234H21ZM38 235H39V234H38ZM42 235H43V234H42ZM60 235H61V233H60ZM62 235H63V234H62ZM62 235H61V237H62ZM72 235H73V234H72ZM88 235H89V234H88ZM101 235H102V234H101ZM191 235H192V234H191ZM225 235H226V234H225ZM245 235H246V234H245ZM256 235H257V234H256ZM256 235H255V236H256ZM15 236H17V235H15ZM25 236H26V235H25ZM45 236H46V235H45ZM75 236H76V234H75ZM92 236H94V234H93ZM96 236H97V235H96ZM116 236H115V237H116ZM121 236H122V235H121ZM128 236H130V233H129ZM128 236H127V237H128ZM168 236H169V235H168ZM170 236H171V234H170ZM170 236H169V237H170ZM174 236L177 237V234H175ZM203 236H204V234H203ZM205 236H206V235H205ZM211 236H212V235H211ZM211 236H210V237H211ZM216 236H217V235H216ZM258 236H259V235H258ZM6 237H7V236H6ZM30 237H31V234H30ZM36 237H38V236H36ZM39 237H40V236H39ZM43 237H44V235H43ZM49 237H50V236H49ZM52 237H53V236H52ZM58 237H59V239H58L57 242H59L60 239L64 238V237L60 238V236H58ZM68 237H69V236H68ZM77 237H78V235H77ZM79 237H81V236H79ZM79 237H78V238H79ZM82 237H84V235H82ZM82 237H81V238H82ZM97 237H98V236H97ZM105 237H106V236H105ZM127 237H125V238H127ZM131 237H132V236H131ZM161 237H162V236H161ZM171 237H172V236H171ZM217 237H219V236H217ZM235 237H236V236H235ZM53 238H54V240L57 239L56 236H54ZM55 238H56V239H55ZM70 238H71V237H69V239H70ZM74 238H75V237H74ZM86 238H88V237L86 236ZM86 238H85V240H86ZM92 238H93V237H92ZM95 238H96V237H94V239H95ZM109 238H111L110 235H109V237L107 236V239H108V240H109ZM117 238H116L117 241L122 240V237H121L120 239H117ZM137 238H138V237H136V240H137ZM143 238H144V240H145V237H143ZM143 238L141 239V237H140L139 239H141L142 241H144ZM153 238H154V237H153ZM155 238H156V237H155ZM155 238H154V240H155ZM158 238H159V236H158ZM164 238H165V237H164ZM197 238H198V237H197ZM15 239H16V238H15ZM50 239H51V238H50ZM88 239H89V238H88ZM99 239H100V238H99ZM107 239H106V240H107ZM146 239H147V238H146ZM162 239H163V237H162ZM162 239H161V240H162ZM168 239H169V238H168ZM209 239H210V238H209ZM3 240H4V239H3ZM5 240H6V239H5ZM5 240H4V241H5ZM26 240H27V239H26ZM45 240H46V239H45ZM72 240L74 241L75 239H71V240H69V241H72ZM89 240H90V239H89ZM113 240H114V239H113ZM113 240L111 239L110 242H112ZM128 240H129V238H128ZM133 240H134V239H133ZM182 240H183V239H182ZM182 240H181V241H182ZM206 240H207V239H206ZM215 240H216V237H215ZM226 240H227V239H226ZM259 240H260V239H259ZM15 241H16V240H15ZM17 241H18V240H17ZM27 241H28V240H27ZM30 241H31V240H30ZM32 241H33V240H32ZM38 241H40V240L38 239ZM42 241H43V240H42ZM42 241H41V242H42ZM48 241H49V240H48ZM64 241H65V240H64ZM66 241H67V243H68V240H66ZM81 241H82V239H81ZM81 241H79V242L81 243ZM86 241H87V240H86ZM90 241H91V240H90ZM97 241H98V240H96V242H97ZM99 241H100V240H99ZM117 241H116V243H118ZM131 241H132V239H131ZM139 241H140V240H138V242H139ZM162 241H163V240H162ZM162 241H161V242H162ZM204 241H205V240H204ZM208 241H209V240H208ZM217 241H218V240H217ZM44 242H45V241H44ZM51 242H52V241H51ZM51 242H50V243H51ZM79 242H78V243H79ZM83 242H84V241H83ZM88 242H89V241H88ZM91 242H92V241H91ZM110 242H109V244H110ZM136 242H137V241H136ZM138 242H137V243H138ZM147 242H148V241H147ZM152 242H153V241H152ZM152 242H151V243H152ZM154 242H155V241H154ZM158 242H159V241H158ZM163 242H164V241H163ZM163 242H162V244H163ZM165 242H166V241H165ZM261 242H262V241H261ZM26 243H27V242H26ZM31 243H32V242H31ZM54 243H56V242H54ZM78 243H77V245H78ZM93 243H94V242H93ZM100 243H101V242H100ZM100 243H97V244L100 245ZM105 243H106V242H105ZM105 243H103V245H104ZM114 243H115V242H114ZM114 243L112 242V244H114ZM116 243H115V244H116ZM121 243L123 244V242H121ZM127 243H129V242L127 241ZM127 243H125V246H126ZM137 243H136V244H137ZM156 243H157V242H156ZM183 243H184V242H183ZM186 243H187V242H186ZM207 243H208V242H207ZM214 243H215V242H214ZM216 243H217V242H216ZM221 243H222V242H221ZM27 244H28V243H27ZM29 244H30V243H29ZM40 244H41V243H40ZM44 244H46V243H44ZM69 244H70V243H69ZM97 244L95 243V245H97ZM106 244H107V243H106ZM115 244H114V245H115ZM132 244H133V243H132ZM132 244H131V245H132ZM140 244H142V243H140ZM148 244H149V243H148ZM153 244H154V243H153ZM168 244H169V243H168ZM168 244H167V246H168ZM172 244H173V243H172ZM208 244H209V243H208ZM217 244H218V243H217ZM219 244H220V243H219ZM18 245H19V244H18ZM25 245H26V244H25ZM33 245H34V244H33ZM48 245L50 246V244H48ZM73 245H75V244H73V242H72V245H71V246H73ZM95 245L92 244V245H89V246H92V247H93V246H95ZM99 245H98V246H99ZM101 245H102V244H101ZM118 245H120V244H117V246H118ZM145 245H146V243H145ZM149 245H150V244H149ZM157 245H159V244H157ZM213 245H214V244H213ZM215 245H216V244H215ZM37 246H40V245H36V248H37ZM42 246H45V245L42 244ZM46 246H47V244H46ZM53 246L55 247L56 245H53ZM71 246H69V247H71ZM75 246H76V245H75ZM81 246H82V245H81ZM110 246H111V245H110ZM117 246H116V247H117ZM125 246H124V247H125ZM137 246H138V245H137ZM169 246H170V244H169ZM199 246H200V244H199ZM216 246H217V245H216ZM1 247H2V246H1ZM11 247H12V246H11ZM30 247H31V246H30ZM51 247H52V246H51ZM51 247H50V248H51ZM64 247H65V245H64ZM77 247L79 248V246H77ZM77 247H75V248H77ZM87 247H88V246H87ZM101 247H103V246H101ZM120 247H121V246H119V248H120ZM128 247H129V246H128ZM155 247H156V246H155ZM172 247H173V246H172ZM172 247H171V249H172ZM180 247H181V246H180ZM21 248H22V247H21ZM24 248H25V247H24ZM27 248H28V247H27ZM32 248H33V247H32ZM36 248H35V251H36ZM38 248H39V247H38ZM50 248L48 249V247H47V250H49V255H50ZM52 248H53V247H52ZM52 248H51V249H52ZM55 248H56V247H55ZM59 248H60V247H59ZM66 248H68V247H66ZM73 248H74V247H73ZM84 248H85V247H84ZM95 248H96V247H95ZM95 248H94V249H95ZM99 248H100V246H99ZM104 248H105V250L107 251V249H106L105 246H104ZM108 248L110 249V247H108ZM111 248H112V246H111ZM119 248H118V249H119ZM121 248H122V247H121ZM125 248H126V247H125ZM130 248H131V247H130ZM137 248H138V247H137ZM137 248H136V249H137ZM156 248H157V247H156ZM174 248H175V247H174ZM185 248H187V247H185ZM218 248H219V247H218ZM3 249H5V248H3ZM3 249H2V250H3ZM17 249H18V248H17ZM19 249H20V248H19ZM41 249H42V248H41ZM43 249H44V248H43ZM63 249H64V248H63ZM63 249H62V250H63ZM70 249H71V248H70ZM97 249H98V247H97ZM97 249H96V250H97ZM143 249L145 250L144 247H143ZM157 249H158V248H157ZM168 249H169V248H167V250H168ZM206 249H207V248H206ZM77 250L79 251V249H76V251H77ZM82 250H84V249L82 248ZM85 250H86V249H85ZM105 250H104V251H105ZM112 250H113V248L111 249V252H112L111 254H113V251H112ZM116 250H117V248H116ZM119 250H120V249H119ZM119 250H118V251H119ZM128 250H129V249H128ZM144 250H143V251H144ZM150 250H151V249H150ZM150 250H149V251H150ZM158 250H159V249H158ZM167 250H166V251H167ZM179 250H180V248H179ZM20 251H21V250H20ZM20 251H19V252H20ZM39 251H40V250H39ZM44 251H45V250H44ZM53 251L55 252V249H54ZM64 251H68V250L64 249ZM71 251H72V250H71ZM97 251H98V250H97ZM109 251H110V250H109ZM137 251H139V250H137ZM137 251H135V252H137ZM143 251H142V253H143ZM152 251H153V250H152ZM170 251H171V250H170ZM181 251H183V250H181ZM254 251H255V249H254ZM36 252H37V251H36ZM58 252H59V250H58ZM79 252H80V251H79ZM82 252H83V251H82ZM85 252H86V251H85ZM89 252H90V250H89ZM93 252L96 253V251H93ZM115 252H117V251H115ZM119 252H120L119 254H121L122 250L119 251ZM129 252H130V251H129ZM140 252H141V251H140ZM150 252H151V251H150ZM158 252H159V251H158ZM24 253H25V252H24ZM41 253H42V251H41ZM46 253H47V251H46ZM59 253H60V252H59ZM65 253H66V252H65ZM75 253H77V252H75ZM99 253H100V251H99ZM126 253H127V252H126ZM152 253H153V252H152ZM179 253H180V252H179ZM8 254H9V253H8ZM17 254H18V253H17ZM85 254H86V253H85ZM85 254H84V255H85ZM90 254H92V253H90ZM90 254H89V255L86 254V255L90 256ZM101 254H102V252H101ZM109 254H110V253H109ZM138 254H139V253H138ZM138 254H137V255H138ZM144 254H145V253H144ZM155 254H156V253H155ZM158 254H159V253H158ZM162 254H163V255H166V253H165V254L162 253ZM162 254H161V255H162ZM167 254H168V251H167ZM259 254H260V253H259ZM33 255L35 256V258H37V257L39 256V255H38V256L36 257L35 254H33ZM42 255H43V254H42ZM47 255H48V254H47ZM51 255H52V254H51ZM59 255H61V254H59ZM63 255H64V254H63ZM65 255H66V254H65ZM67 255H69V254H67ZM70 255H71V254H70ZM80 255H81V254H80ZM92 255H93V254H92ZM96 255H97V254H96ZM98 255H99V254H98ZM106 255H107V254H106ZM106 255H105V256H106ZM114 255H115V254H114ZM122 255H123V253H122ZM122 255H121V256H122ZM129 255H130V254H129ZM132 255H133V254H132ZM156 255H157V254H156ZM163 255H162V256H163ZM171 255H172V254H171ZM12 256H13V255H12ZM15 256H16V255H15ZM15 256H14V257H15ZM40 256H41V254H40ZM45 256H46V254H45ZM94 256H95V255H93L92 257H94ZM107 256L109 257V255H107ZM111 256H112V255H111ZM145 256H146V255H145ZM162 256H161V257H162ZM168 256H169V255H168ZM174 256H175V255H174ZM260 256H261V255H260ZM2 257H3V256H2ZM14 257H13V258H14ZM27 257H28V256H27ZM30 257H31V256H30ZM50 257H51V256H50ZM60 257H61V256H60ZM64 257H65V256H64ZM74 257H75V256H74ZM97 257H98V256H97ZM97 257H96V258H97ZM99 257H100V256H99ZM113 257H114V256H113ZM124 257H125V256H124ZM135 257H136V256H135ZM150 257H151V256H150ZM150 257H149L148 259H152V258H150ZM152 257H154V254H153ZM166 257H167V256H166ZM185 257H186V256H185ZM185 257H184V258H185ZM193 257H195V256H193ZM203 257H204V256H203ZM31 258H32V257H31ZM31 258H30V259H31ZM35 258H34V259H35ZM42 258H43V257H42ZM51 258H52V257H51ZM67 258H68V257H67ZM67 258H66V259H67ZM83 258H84V257H83ZM90 258H91V256H90ZM90 258L88 257V259H90ZM105 258H106V257H105ZM109 258H110V257H109ZM109 258H106V259L109 260ZM115 258H116V257H115ZM127 258H128V257H127ZM156 258H157V257H156ZM162 258H163V257H162ZM178 258H179V256H178ZM181 258H182V257H181ZM187 258H188V257H187ZM262 258H264V257H262ZM9 259H10V258H9ZM38 259H39V258H38ZM40 259H41V258H40ZM48 259H49V258H48ZM75 259H76V258H75ZM93 259H94V258H93ZM97 259H98V258H97ZM159 259H160V258H159ZM173 259H174V258H173ZM176 259H177V258H176ZM191 259H192V258H191ZM202 259H203V258H202ZM14 260H15V259H14ZM14 260H13V261H14ZM31 260H32V259H31ZM51 260H52V259H51ZM60 260H61V258H60ZM70 260H71V258H70ZM86 260H87V259H86ZM107 260H105L104 257H103V261H106V262H107ZM115 260H116V259H115ZM120 260H121V259H120ZM124 260H125V259H124ZM153 260H154V259H153ZM156 260H157V259H156ZM174 260H175V259H174ZM185 260H186V259H185ZM187 260H188V259H187ZM19 261H20V260H19ZM33 261H35V260H33ZM81 261H82V260H81ZM84 261H85V260H84ZM87 261H88V260H87ZM87 261H86V262H87ZM95 261H96V260H95ZM111 261H112V260H111ZM113 261H114V260H113ZM122 261H123V260H122ZM139 261H141V260H139ZM144 261H145V260H144ZM146 261H147V260H146ZM171 261H172V259H171ZM179 261H180V260H179ZM183 261H184V260H183ZM199 261H200V260H199ZM69 262H70V261H69ZM73 262H74V261H73ZM76 262H78V261H76ZM97 262H98V261H97ZM108 262H109V261H108ZM115 262H116V261H115ZM149 262H150V260H148V263H149ZM157 262H159V261L157 260ZM157 262H156V263H157ZM160 262H161V261H160ZM173 262H175V261H173ZM193 262H194V261H193ZM12 263H13V262H12ZM12 263L10 262V264H12ZM14 263H16V262H14ZM54 263H55V262H54ZM60 263L62 264V262H60ZM113 263H114V262H113ZM137 263H138V262H137ZM198 263H199V262H198ZM23 264H25V263H23ZM31 264H32V263H31ZM69 264H70V263H69ZM74 264H75V262H74ZM76 264H77V263H76ZM82 264H85V263L83 262ZM86 264H87V263H86ZM88 264H89V261H88ZM96 264H98V263H96ZM101 264H102V263H101ZM123 264H125V263H123ZM143 264H144V263H143ZM159 264H160V263H159ZM180 264H183V262L180 263ZM184 264H185V263H184Z\"/></svg>",
  "mask_w": 264,
  "mask_h": 264
}]
</instances>
